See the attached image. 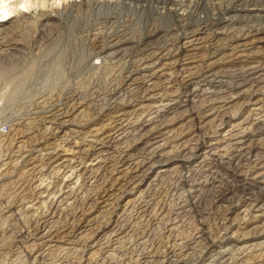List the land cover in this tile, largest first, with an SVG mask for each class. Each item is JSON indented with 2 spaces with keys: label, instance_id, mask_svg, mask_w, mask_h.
<instances>
[{
  "label": "rangeland",
  "instance_id": "obj_1",
  "mask_svg": "<svg viewBox=\"0 0 264 264\" xmlns=\"http://www.w3.org/2000/svg\"><path fill=\"white\" fill-rule=\"evenodd\" d=\"M72 1H74V0H71L70 2H72ZM96 1V0H95ZM94 0L93 1H91V0H89V4H90V7L92 8V10H90L91 8L90 7H84L82 10H80V14H79V11L78 10H76V8H75V6H74V8H75V10H76V12H75V10H74V8H72V11L71 12H69L68 11V13L67 12H65L66 10H64L63 11V16H62V18H63V20H62V18L60 19L61 21H55V22H53V24H51V25H53L50 29L51 30H48L49 32H47L46 31V33L44 34V36L41 38V39H36V41L35 42H37L36 43V45H34L35 43H34V38H32L33 36L32 35H34L33 34V31H22L21 33L23 34V36H21V33H19L18 32V39H19V37H20V39L22 40V41H25V39H26V42H30V43H32V44H30L29 42L27 43V45H31V47L30 46H28V47H26L27 49L29 48V49H31L30 50V52H29V50H26V53L25 52H23L25 49H23L22 50V52L20 53V54H17V56L18 55H22V58H18V57H20V56H16L15 58H14V62H13V66H11V67H14L15 68V66L18 68V70L16 69V70H12L13 68H11L10 66H8L7 65V67L6 68H2V69H5V71H9V69L11 68V72H10V74L9 73H5V71H3L2 69H1V67H0V69H1V71H0V192H1V194H0V259L2 260H0V264H14V262H15V264H28V262H29V264H85V262H84V260L85 259H88L89 258V254H86V252H88L89 251V249H86L85 248V252H84V258L82 259V261H80V262H78L77 261V259L75 260V258L76 257H73L72 256V251H71V249L70 248H73V247H76V246H78V247H82L83 246V244H82V242H80V239H79V237L80 236H78V235H81L82 236V234H84V236H83V238L87 235V234H89V233H91V231H90V229H92V225H96V224H101V225H103L104 223L103 222H105V220H106V218L108 217H110V223L113 221V220H115V221H118V222H121V223H123V221L124 220H126L127 221V219L126 218H128L127 217V214L129 213V214H131L132 212H136V210L138 209V208H140V207H142L141 205H143L144 203H146V201H148L149 200V195H148V193L150 194V192H151V189H153V184L155 183L154 181L152 182V185L151 186H147V183L150 181V178L156 173V172H159L160 171V169H164V168H160L161 166H163V164H166V163H171V166L169 167V168H171V169H173V166H175V165H177V164H175V163H172L174 160H169V161H163L162 163H160V164H157V165H155L150 171H148V173H146V175L149 177V178H144V180L143 181H141V182H137L136 183V185L134 186V189L132 190V191H128V189L130 188V186L132 187V185H130V184H132V182H130L129 184L127 183V185L125 186V189H127V192H125V193H123L121 196H120V191H117V188H118V186H120V183L122 184H124L127 180H128V176H130V174L131 175H133V172L130 170V169H128L129 167H130V162L132 163V161H129L128 163H125L126 161H127V158L126 157H128L129 156V154H131V148H133V147H135V146H137V147H142L143 145L140 143V141H146L147 139L146 138H148V139H150L151 141L149 142V143H154L155 144V142L157 143V144H159V143H162L163 141V137H166L165 135H167V137H171V139L172 140H169L168 139V144H166V146L167 145H169L172 141H179L180 139L183 141V140H185V138L186 139H191V137H194L195 136V134L194 133H192L193 131H194V128L196 129L197 127H202L203 125H205L204 123H203V125L202 126H200L199 125V123L198 122H196L195 124H194V128H188V127H185V128H183V133H181L180 135L178 134V133H176V134H174L175 132H177V130H181L180 129V127H181V125H178V124H180V122L181 121H183V119H184V117L183 116H177L175 119H174V117L172 118V116L171 115H167V117L166 116H163L162 117V119L163 118H165V119H167L168 120V117H169V119L170 118H172V122H170L169 120L167 121V120H159V122L157 121V122H155L154 124H159L160 125V127H159V125L157 124V125H155V126H153V125H151L152 123H147L146 121L144 122V124L142 125V128L140 129V133L141 134H144V136L142 135V138H141V140H138V141H136V142H134L133 141V139H131V137H132V135H131V133H133L135 130L133 129V127H137L139 124H140V122H142V121H144V119L146 120V118L147 117H149V119H151L154 115H151V116H147L146 114L148 113V110H147V112H146V103H148V102H143V106H141V105H139L140 103H141V101H143V99H145V98H142V97H140L142 94L140 93V91H138V95H137V97H136V100L133 102V105H136V107H135V109L137 108V106H139V108H137V111L135 112V114L133 113V115H127V114H123V112L121 113L120 111H117L116 112V108H112L113 106H114V103H110V102H106L103 106H102V103H103V101H102V103L101 102H94V100H96L95 98H94V96H90V97H88L89 98V100H88V98H86V101H87V103H88V105L86 106V105H82L81 107H82V111H81V107H79L80 106V104H78V103H76V107H79L78 108V111H76L75 113H72V115H68V116H65L63 119H61V120H67V119H70V118H72L74 115H76L77 114V118H74L73 120H72V124L71 125H69L67 128H65L64 130L66 131H64V130H54L53 129V125L51 124L50 125V123L48 124L47 122H48V120L49 119H47V116H49L48 115V113H47V110L49 109L48 107H52V105H53V102H55L56 103V101L57 102H59V103H61V102H65V99H66V101H69V102H71L72 103V100H71V97H69V95L70 94H68V92L66 91H60L59 89H60V87L59 86H57L56 84V87H55V85H54V79L53 78H55L56 77V75L58 74V73H56V71H53L52 72V70H55V69H59V65L63 62V63H65V64H63L62 63V65L65 67V68H63L62 67V65H60V68H63L64 69V71H66V69H67V71H66V73L64 72V76H65V79H67V77L68 78H71V77H77V75H79L80 74V76L81 75H87V74H89V72L88 71H86V69H87V65H90L92 62H94L95 61V59H96V54L95 53H97V51H99L98 49V46H100L101 47V45H103V47H105L106 48V46L108 45V43H109V45H110V41L113 39L114 41H118V39H120V40H122L121 42H120V40L118 41L119 43H120V45L122 46H120V49H123V47H125V50H127V51H125V54H124V52L122 53V55H121V57L122 58H120L121 60H116L117 62V64H115V63H112V62H114L113 61V59H106V60H104L105 61V63H104V61H103V63L102 64H104L103 65V67L105 68L106 66V68L105 69H107L106 70V72H107V78L108 77H110V78H108V79H110V81H108V82H111L110 84L112 85H116V84H122V85H120V86H122L123 87V89L124 90H131V89H133V88H135V86H137V85H141V83H142V81L144 82V83H146L145 85H143V86H146V85H152L154 82L156 83V85H158L159 84V86H156L157 88H155V90L154 91H150V92H155V93H159L160 95L161 94H164V96H166L167 98H174V96L176 95V92L175 91H173V90H175L176 89V83H175V81H177V82H179L180 80H181V78H183L182 79V81H185V79L187 80V77L189 76V77H193L194 75H192L194 72H196L197 71V69L198 68H200V70L202 71V72H204L205 70H207V67H208V65H211V64H214V66H216V68L218 69V68H221V70H223V71H230L229 73H231L232 75H235V74H239V72L241 73V71H246V74H248V73H251L252 71H250L251 70V68H252V66L254 67V66H256L259 62H260V60H264V29H262V28H264V24H262L263 22H264V12L263 13H258V14H256V13H246V12H239L241 15H243V16H241L239 13H237V14H235L236 12H227V10L226 9H229L230 8V6L231 5H233L234 4V1L232 0H186V1H184V0H156V1H152V0H143V2H142V0L140 1H138V0H118L120 3H118V1L117 0H113L112 1V3H110V1L111 0H97L98 2H95ZM103 1V3L100 5V3ZM109 1V2H108ZM130 1H131V3H130ZM148 1V2H147ZM151 1V2H150ZM159 1V2H158ZM170 1V2H169ZM177 1H178V3H177ZM185 3H184V2ZM100 2V3H99ZM108 4V5H110L111 6V8L113 9H111L110 8V6H107V7H109V9L106 7V3ZM113 2H114V4H113ZM130 3V4H128V3ZM140 2V3H139ZM145 2H147V3H145ZM171 2L173 3L171 6H169L170 4H171ZM205 4H204V3ZM231 2H232V4H231ZM122 3H124V4H122ZM125 3H127V5L125 4ZM136 3V4H135ZM140 4V6L138 7V5ZM154 3L156 4L155 6H154ZM159 3V4H158ZM202 3V4H201ZM249 3H252V2H248V3H243L244 5H249ZM94 4H95V6H94ZM112 4V5H111ZM119 6H118V5ZM138 4V5H137ZM149 4H151V5H149ZM162 4H165V5H163L162 6ZM183 4V5H182ZM190 6H188V5ZM231 4V5H230ZM238 4V3H237ZM104 6V8H103V6ZM117 6V9H114V7L116 8V6ZM153 5V6H152ZM184 5H185V7H184ZM202 5V6H201ZM230 5V6H229ZM93 6V7H92ZM162 6V7H161ZM174 6V7H173ZM196 6H198V8L196 7ZM227 6V7H226ZM55 7V4L53 3V0H49V1H45L44 2V4L42 5V6H40V5H34V6H32L31 8H30V10H25V9H21V11H24V12H26V13H28V14H30L31 16H33L34 15V13H32L31 11L33 10V11H35L36 13H38V11H48L49 9H51V8H54ZM97 7H99V9H97ZM102 7V9L103 10H106L108 13H110L111 15H110V17H109V15H108V13H106V11H105V13L106 14H104V11H102V9H100ZM143 7V8H142ZM145 7V8H144ZM154 7L156 8V9H154ZM169 7H173V8H170L169 9ZM189 9H188V8ZM223 7H225V8H223ZM14 8V7H13ZM61 8V6L59 7V9ZM86 8H88V12H87V9ZM94 8V9H93ZM108 10H107V9ZM132 8V9H131ZM150 8V9H149ZM166 8H167V10L168 11H165L166 10ZM185 8V9H184ZM193 8V9H192ZM86 9V10H85ZM141 9H143V11L141 10ZM145 9V10H144ZM162 9V10H161ZM178 9V10H177ZM184 9V10H183ZM223 9V10H222ZM85 11V13H84V11ZM97 10H101L100 12L98 11V12H96ZM112 10V12H113V15L114 16H116L117 15V17H114L113 15H112V13L111 12H109V11H111ZM115 10V11H114ZM225 10V11H224ZM78 11V12H77ZM91 11V12H90ZM95 12V13H92V12ZM134 11V12H133ZM145 11V12H144ZM158 13H157V12ZM174 11V12H173ZM175 11H177V12H175ZM181 11V12H180ZM200 11H201V13H200ZM221 11H223L222 13H221ZM73 12V14H72V16L70 15L71 13ZM82 12V13H81ZM86 12H87V14H86ZM90 12V13H89ZM102 12V13H101ZM137 12V13H136ZM140 12H144L142 15H141V13ZM152 12V13H151ZM163 12V13H162ZM172 12V13H171ZM93 15H92V14ZM101 13L102 15L104 14L105 16H101V14H100V16H101V18L100 19H98V18H96L99 14ZM163 14L164 16L166 15V17H164L163 15H159L160 17H157L158 15L157 14ZM168 13V14H167ZM169 13H170V15H169ZM174 13V14H173ZM178 13V14H177ZM182 13V14H181ZM193 13V14H192ZM209 13V14H208ZM229 13V15H230V17H232V19L229 17V15H227ZM233 13V14H232ZM244 13H245V15H244ZM77 14V15H76ZM85 14V15H84ZM95 14V15H94ZM119 14V15H118ZM171 14H173L174 15V17H173V15H171ZM200 14V15H199ZM220 14V15H219ZM253 14V16H251ZM15 15H17V11H15V12H13V13H11L8 17H6L5 19L4 18H2L3 17V14H0V17H1V19H3V20H1L0 21V23H7V22H10V21H13V19H14V16ZM52 15H53V13H52ZM68 15H70V17L68 16ZM75 15V16H74ZM82 15V16H81ZM83 15H84V18H83ZM86 15H87V17H88V19L89 18H91V20L89 19V21H88V19H86L87 17H86ZM93 16V19H92V17L91 16ZM106 15H108V16H106ZM138 15H139V17H138ZM144 15V16H143ZM182 15V16H181ZM193 15V16H192ZM199 15V16H198ZM207 15H211V16H207ZM218 15V16H217ZM224 15V16H223ZM237 15V18L235 19V16ZM248 15V16H247ZM254 15H257V17L256 16H254ZM68 16V17H67ZM90 16V17H89ZM96 16V17H95ZM155 16V17H154ZM161 16H163V17H161ZM169 16H170V18H172L171 20H173L172 21V23H171V25L169 24L170 22H171V20L169 19ZM172 16V17H171ZM178 17V19H177V17ZM186 16V17H185ZM213 16V17H212ZM227 16V17H226ZM245 16L246 17H248V18H245ZM68 18V20H66L67 18ZM79 17H81L80 19H79ZM99 17V16H98ZM105 18V19H102V18ZM108 19H110V20H108ZM112 17V18H111ZM115 19H114V18ZM181 17V18H180ZM187 17H191L190 19L191 20H189L188 21V19H187ZM230 18V21H232L231 23H232V25H234V26H232L231 25V23L230 24H228L229 23V19H227V20H225V18ZM245 18L244 19V21H243V19L242 18ZM253 17V18H252ZM260 18V20H259V18ZM97 20V22H96V20ZM118 20H117V19ZM147 18V19H146ZM164 18H166V19H163ZM199 18V19H198ZM208 18V19H207ZM218 18V19H217ZM234 18V19H233ZM249 18L251 19V20H249ZM64 19H65V21H67V23L64 21ZM70 19H73V20H71L70 21ZM78 19V20H77ZM112 19H114V20H112ZM146 19V20H145ZM151 19V20H150ZM181 19V20H180ZM198 19V20H197ZM217 21H216V20ZM220 19H221V21L222 22H220L219 23V21H220ZM224 19V20H223ZM252 19H254L253 21H252ZM82 20V21H81ZM93 20H95L94 22H93ZM100 21V23L98 24V22ZM105 22V20H106V24H105V26H106V28H105V26H104V22ZM112 20V21H111ZM118 21V22H115V21ZM179 20H180V22H179ZM185 20H187L185 23H183V21H185ZM193 20H195V21H193ZM212 20V21H211ZM215 20V21H214ZM219 20V21H218ZM247 20V21H246ZM255 20H257V21H255ZM111 21V22H110ZM114 21V22H113ZM147 21H148V23H147ZM163 21L165 22V24H166V27H164L165 26V24L163 25L162 23H163ZM169 23H168V22ZM182 21V22H181ZM201 21H202V23H201ZM205 22V24H204V22ZM214 21V22H213ZM235 21H237V23L235 22ZM241 21V22H240ZM242 21H243V25H242ZM253 23H252V22ZM258 21H262V22H258ZM58 22V23H57ZM102 22H103V24H102ZM112 22L115 24H112ZM145 22L147 23V25H145ZM154 22V23H153ZM177 22V23H176ZM191 22H193V23H191ZM210 22L213 24H210ZM215 22H217V23H215ZM240 22V24H238ZM249 22H251V23H249ZM62 23H65V24H62ZM74 23V24H73ZM190 23V24H189ZM197 23H199V24H197ZM209 23V24H208ZM234 23V24H233ZM246 23V24H245ZM256 23H258L257 24V26H255L256 25ZM55 24H57V25H55ZM71 24V25H70ZM72 24H73V28H72ZM89 24H91V25H89ZM93 24V25H92ZM95 24V25H94ZM102 24V25H101ZM109 24H111V26L109 25ZM150 24V25H149ZM169 24V25H168ZM183 24H185V25H183ZM189 24V25H188ZM217 24H218V26H217ZM224 24H225V27H224ZM251 24V26L249 27V25ZM255 24V25H254ZM69 25V26H68ZM97 25V26H96ZM99 25H100V27H99ZM112 25H114V26H112ZM149 25V26H148ZM178 25V26H177ZM183 25V26H182ZM193 25V26H192ZM199 27H201V28H203V30H207V33L206 32H204V34H202L203 36H201V35H199L200 37H203L202 39H200V40H198V42L196 41V40H194V41H192V42H190L189 44L188 43H186V44H184L185 46H183V43H184V41H186V40H183L182 42H177L176 41V37H181V36H185V34H187L188 32H190V31H192V30H195L196 29V27L198 28V26ZM204 25V26H203ZM212 25V26H211ZM238 25V26H237ZM246 26V27H243V26ZM253 25H254V27H253ZM259 25H261V26H259ZM56 26H58L59 28H61V29H59L58 27H56ZM92 26V27H91ZM110 26V27H109ZM159 26V27H158ZM172 28H171V27ZM176 26V27H175ZM183 27V29H182V27ZM227 26H229V27H227ZM232 26V27H231ZM248 26V27H247ZM263 26V27H262ZM65 27V28H64ZM66 27H67V29H68V27H69V29L67 30L66 29ZM76 27V28H75ZM83 27V28H82ZM85 27V28H84ZM155 27V28H154ZM156 27H158V28H156ZM170 27V28H169ZM192 27H194V28H192ZM212 27V28H211ZM220 27H223L224 29L226 28V30H220L219 28ZM237 29H236V28ZM241 27H243V28H241ZM257 27V28H256ZM54 28V29H53ZM75 28V29H74ZM80 28V29H79ZM87 28H88V31H86L87 30ZM92 28H94V30H92ZM101 28V30H99ZM115 29V30H112L111 31V29ZM147 28V29H146ZM162 28V29H161ZM177 28V29H176ZM187 28V29H186ZM188 28L190 29V30H188ZM229 28V29H228ZM233 28H235L234 30H233ZM241 28V29H240ZM244 28L246 29V30H244ZM251 28V30L250 31H252V33L253 34H250V36L249 35H242V31H245V32H247V30L248 29H250ZM260 28V30L259 31H261L262 30V32H260V33H256L255 32V29H259ZM70 29H71V31H70ZM81 29L83 30L84 29V31L82 32L81 31ZM86 29V30H85ZM96 29H97V31H96ZM103 29H105V30H103ZM117 29V30H116ZM165 29V30H164ZM168 31H170V32H168ZM169 29H171V30H169ZM179 29V30H178ZM214 30V32H213V30ZM218 29V30H217ZM222 29V28H221ZM54 30V31H53ZM58 30H60V32L62 33V34H60L59 36H58V34L60 33ZM65 30L66 31V33H65V31L63 32V31ZM75 30V31H74ZM153 30V31H152ZM155 30V31H154ZM173 30V31H172ZM174 30H177V31H174ZM188 30V31H187ZM231 30V31H230ZM236 30H237V32H238V34H239V32H240V34L237 36L236 34H237V32H236ZM241 30V31H240ZM51 31V32H50ZM91 31V32H90ZM100 31H101V34H100ZM108 31L109 32H112V33H108ZM115 31V32H114ZM117 31H118V33H117ZM120 31V32H119ZM147 31H149V32H147ZM163 31V32H162ZM185 31H187V32H185ZM221 31V32H220ZM225 31V32H224ZM228 31V32H227ZM233 31H234V33H233ZM249 31V30H248ZM254 31V32H253ZM57 32H59V33H57ZM68 32H69V35H68ZM74 32V34H77V36L76 35H74V34H72ZM77 32V33H76ZM81 32V33H80ZM97 32H99V34L100 35H98V33ZM134 32V33H133ZM153 32L155 33V34H153ZM164 32H166V33H164ZM176 32H177V34H176ZM184 34H183V33ZM227 32V33H226ZM29 33H31V34H29ZM53 33V36L51 35ZM84 33V34H83ZM85 33H86V35H85ZM90 33V35H91V37H90V35H87V34H89ZM104 33V34H103ZM106 33V34H105ZM108 33V34H107ZM115 33H116V35H115ZM145 33H146V35H145ZM149 33V34H148ZM157 33H160V34H158L157 35ZM163 33V34H162ZM168 33H169V35H168ZM180 33V34H179ZM256 33V34H255ZM25 34H27V36L25 35ZM49 34H50V36H49ZM55 34H57V36L55 35ZM64 34V35H63ZM66 34V35H65ZM80 34H82V35H80ZM93 34H95V36L93 35ZM103 34V35H102ZM117 34H119V35H117ZM179 34V35H178ZM181 34H183V35H181ZM50 37H48V36ZM79 35V36H78ZM85 35V39L87 38V36H89L88 38H87V42H84L85 41V39H83L84 36ZM102 35V36H101ZM104 35L106 36V37H104ZM108 35H110V36H108ZM113 35H115V37H113ZM124 35V36H123ZM144 35V36H143ZM152 35V36H151ZM155 35V36H154ZM176 35V36H175ZM178 35V36H177ZM181 35V36H180ZM47 36V37H46ZM54 38H52V37ZM55 36L56 37H60L61 38V36H62V39H61V42H60V40H59V42H57L58 40V38H55ZM82 36V37H81ZM94 36V39H91L92 37ZM97 36H100V37H97ZM122 36V37H121ZM158 36V37H157ZM173 36V38L171 39V37ZM175 36V37H174ZM199 36H198V38H199ZM234 36H235V38H234ZM237 36V37H236ZM24 37H26V38H24ZM27 37H29L28 39H27ZM71 37V38H70ZM72 37H74V38H72ZM77 37H79V38H77ZM96 37V38H95ZM103 37H104V39H103ZM127 38V39H129V40H125V38ZM142 37V38H141ZM144 37V38H143ZM160 37L163 39H160ZM232 37H233V39H232ZM44 38H45V40H44ZM51 38H52V42L53 43H51ZM59 38V39H60ZM64 38V39H63ZM67 38V39H66ZM69 38V39H68ZM110 38H112V39H110ZM151 38V39H150ZM158 38V39H157ZM193 39H194V37H192ZM195 38H197V36H195ZM231 38V39H230ZM32 41H30V40ZM48 39H50V40H48ZM75 39V40H74ZM78 39V40H77ZM79 39H81V41H83V42H81V41H79ZM108 39L110 40V41H108ZM116 39V40H115ZM124 39V40H123ZM143 39V40H142ZM151 40V41H153V40H155V41H153V42H149V41H147L146 42V40ZM39 40V41H38ZM40 40L41 41H43V42H40ZM89 40V41H88ZM90 40H92V41H90ZM96 40H98V41H96ZM101 40V41H100ZM142 41V42H140V41ZM172 40V41H171ZM192 40V39H191ZM45 41L46 42H48L47 44L45 43ZM55 41V42H54ZM68 41V42H67ZM96 41V42H95ZM104 41H105V43H104ZM108 41V42H107ZM127 41V42H126ZM131 41V42H130ZM135 43H134V42ZM144 41V42H143ZM163 41V42H162ZM166 43H165V42ZM57 42V43H56ZM67 42V43H66ZM72 42V43H71ZM75 42V43H74ZM81 42V43H80ZM98 42V43H97ZM102 42V43H101ZM107 42V43H106ZM124 42V43H123ZM152 43L151 45L153 46V48H155L154 50L156 51V52H160L161 50H164L163 51V53L164 52H166L165 50H167L168 49V47H169V49L172 47V50L174 49V47H180V46H182L183 47V51H185V54H184V57H179V58H181V60L179 61V62H175L174 63V61L173 60H171V59H166V58H161V59H159V60H157L156 58H154L153 60H151V61H147L148 63H153V64H151V66H150V70H149V72H140V74H138V75H136V71H137V64L139 63V60H140V58H141V60H147L148 58H150L149 57V55H150V51H145V50H143L144 48H145V46H146V43ZM157 42H158V45H155V44H157ZM160 42V43H159ZM175 42V43H174ZM39 43H41V45L39 44ZM51 44V45H48V44ZM62 43V44H61ZM82 43H85L84 45H82ZM98 45H97V44ZM101 43V44H100ZM104 43V44H103ZM141 45H140V44ZM164 43V44H163ZM172 43V44H171ZM45 44V45H44ZM80 44V45H79ZM94 44V45H93ZM123 44V45H122ZM132 44V45H131ZM134 44H136V45H134ZM161 44L162 45H166L163 49H162V46H161ZM174 44V45H173ZM38 46L37 48L36 47H32V46ZM39 45H40V47L42 46V51L46 54V55H48V53L51 51V50H54V51H51V55H48V57L47 56H44L45 57V60H49V61H47V62H45V60H44V58H43V52L41 51V50H38V48L40 49V47H39ZM46 45H48V46H46ZM59 45V46H58ZM66 45V46H65ZM68 45V46H67ZM88 45V46H87ZM92 45H93V47H92ZM108 45V46H109ZM125 45V46H124ZM129 45H131V46H129ZM144 45V46H143ZM170 45V46H169ZM46 48H45V47ZM56 46V47H55ZM79 46V47H78ZM85 46V47H84ZM96 46V47H95ZM107 46V47H108ZM129 46V47H128ZM133 46H135V48L133 47ZM159 46H160V48H159ZM62 47V48H61ZM66 47V48H65ZM73 47V48H72ZM87 47V48H86ZM92 47V48H91ZM215 47H220L221 49H219L218 51H217V55H215V56H213L212 54H208L207 55V51H213V49H215ZM50 48H52V49H50ZM69 48V49H68ZM77 48H79V49H77ZM82 49V52H83V49H85L84 50V54L82 53V52H79V51H81V49ZM165 48H167V49H165ZM175 48V49H176ZM33 49V50H32ZM46 49V50H45ZM66 49H68V50H71V52L70 51H68V50H66ZM76 49H77V53H76ZM94 49V50H93ZM132 49V50H131ZM158 49H160V51L158 50ZM174 49V50H175ZM92 50H93V54H91V52H92ZM96 50V51H95ZM138 50V51H137ZM153 50V51H154ZM35 51V52H34ZM37 51H39L40 53H39V55H38V52ZM49 51V52H48ZM62 51V52H61ZM63 51H64V53H63ZM69 53H71L70 54V56L71 55H73V57H71L70 59L68 58V57H70L69 56V54H68V52ZM72 51H74V53L72 54ZM87 51V52H86ZM129 51H130V54H129ZM131 51H132V53H131ZM135 51H137V52H135ZM140 51H144V54L143 55H141L140 54ZM154 51V52H155ZM41 52H42V54H41ZM65 52H66V54H65ZM89 52V53H88ZM127 52V53H126ZM175 52V51H174ZM28 53V54H27ZM37 53V54H36ZM65 54V55H63V54ZM29 54H32V55H30V56H27V55H29ZM54 54V55H53ZM56 54V55H55ZM58 54H60V55H58ZM67 54H68V56H67ZM87 54H88V56H87ZM138 54V55H137ZM36 55V56H35ZM38 55V56H37ZM41 55V56H40ZM80 55V56H79ZM92 57H91V56ZM103 54H100L99 56L101 57ZM127 55V56H126ZM134 55V56H133ZM140 55V56H139ZM24 56V57H23ZM34 56V57H33ZM51 58H50V57ZM62 56L65 58H62ZM65 56H67V57H65ZM82 58V56H84L83 58H82V64H81V62H80V58ZM94 56V57H93ZM98 56V57H99ZM126 58H125V57ZM129 56V58H127ZM146 56H148V57H146ZM31 58V60H32V62H34L33 64H35V66L33 65V64H31L32 62L29 60L30 58ZM33 57V58H32ZM40 57L43 59L42 61H41V59H40ZM61 57V58H60ZM77 57H78V59H77ZM86 57H89V58H86ZM91 57V58H90ZM123 57L125 58V59H123ZM139 58V60H138V58ZM143 57H145V58H143ZM19 59V60H15V59ZM24 58H26V60L28 59V61H30L29 63L27 62V61H25V59ZM48 58V59H47ZM52 58H54V60H55V58L58 60V61H61V63L59 64V62L58 61H54ZM66 58H67V60L69 59L70 61H71V63H70V65H69V67L67 68V66H65L66 64H68L70 61L68 60V61H66ZM75 60H73V59ZM86 58V59H85ZM93 58V59H92ZM95 58V59H94ZM157 58H159V57H157ZM183 58V59H182ZM24 59V60H23ZM36 60V61H34V60ZM38 59V60H37ZM59 59H62V60H59ZM64 59V60H63ZM90 59V60H89ZM128 59H129V62H128ZM137 59V60H136ZM52 60V61H51ZM73 60V61H72ZM77 60L80 62V63H78L77 62ZM85 60H87L88 62H85ZM94 60V61H93ZM109 60V61H108ZM132 60V61H131ZM135 60H136V62H135ZM18 61H23V62H18ZM37 61H38V63H37ZM41 61V62H40ZM54 61V63H52ZM66 61V62H65ZM84 61V62H83ZM119 61L122 63H119ZM135 63H134V62ZM24 62L26 63V64H24ZM49 62H50V64H49ZM56 62V63H55ZM76 62V63H75ZM107 62H109L111 65L112 64H114V65H110L109 63H107ZM125 62H127V63H125ZM138 62V63H137ZM257 62V63H256ZM24 64V66L25 67H22L23 66V64ZM41 63V64H40ZM44 63V64H43ZM52 63V64H51ZM58 63V64H57ZM119 63V64H118ZM129 63V64H128ZM132 63H133V65H132ZM20 64H22L21 66H20ZM29 64H31V66H29ZM39 64V65H38ZM55 64H57V65H54ZM75 64H77V65H75ZM81 66H80V65ZM108 64V65H107ZM126 64V65H125ZM15 65V66H14ZM29 67H27V66ZM50 67H48V66ZM73 65V66H72ZM111 67H110V66ZM124 65V66H123ZM128 65V66H127ZM38 66V67H37ZM44 66V67H43ZM74 66H76L75 68H74ZM78 66H80V67H78ZM83 66V68L81 69V67ZM85 66H87L86 68H85ZM119 66H120V68H119ZM218 66V67H217ZM8 67H10V68H8ZM22 67V68H21ZM28 68V70H27V68ZM49 69H47V68ZM52 67V68H51ZM54 67H55V69H54ZM72 67H73V69H72ZM114 67V68H113ZM115 67H116V69H115ZM118 67V68H117ZM125 67V68H124ZM128 67H129V69H128ZM24 68V69H23ZM35 69V70H32V72L31 71H29L30 69ZM42 68L45 70H42ZM72 70H71V69ZM79 68V69H78ZM250 68V69H249ZM8 69V70H7ZM26 69V70H25ZM52 69V70H51ZM76 69V70H75ZM85 69V70H84ZM111 69V70H110ZM115 71H114V70ZM119 69V70H118ZM123 69H125V70H123ZM128 69V70H127ZM136 71H135V70ZM242 69H244V70H242ZM248 71H247V70ZM19 70H21V71H19ZM22 70H24V71H22ZM39 70H40V72L44 75H42V74H40V72H39ZM68 70L70 71V72H68ZM73 70H74V72H73ZM79 70V71H78ZM84 70V71H83ZM88 70V69H87ZM122 72H121V71ZM131 70H134V72L131 74L132 75V78L134 77V76H136L137 78H140V77H142V78H144L146 75H147V73L149 74L150 73V71H151V73L153 72L154 73V76H153V78L152 79H139V80H137V83L135 82L134 84H132V85H130L129 83H132L131 82V80H128V77H126V75L129 73V71H131ZM3 71V72H2ZM15 71V72H14ZM18 73H17V72ZM48 71V72H47ZM50 71V72H49ZM86 71V72H85ZM109 71H111V72H113L114 71V73H111V72H109ZM200 71V72H201ZM1 72H2V75H1ZM21 72V73H20ZM24 72V73H23ZM45 72H47V73H45ZM79 72V73H78ZM82 72L84 73V74H82ZM88 72V73H87ZM120 72H121V74H120ZM237 72V73H236ZM12 73V74H11ZM39 73V74H38ZM48 73H50V77H49V75L47 76V74ZM52 73V74H51ZM56 73V74H55ZM67 73H69V75L67 74ZM117 73H119V74H117ZM123 73V74H122ZM235 73V74H234ZM7 74V75H6ZM9 74V75H8ZM18 74H20L19 75V77L20 78H23V79H21L22 80V82H21V80H20V78L19 77H17V75ZM22 74V75H21ZM26 75V77H25V75ZM34 74V75H33ZM66 74H67V76H66ZM74 74V75H73ZM76 74V75H75ZM110 76H109V75ZM117 74V75H116ZM146 74V75H145ZM5 75V76H4ZM13 75V76H12ZM30 75H32V76H30ZM38 75H39V77H38ZM73 75V76H72ZM122 75V76H121ZM129 75V74H128ZM140 75V76H139ZM142 75V76H141ZM143 75H145V76H143ZM9 76V77H8ZM24 76V77H23ZM28 76V77H27ZM40 76L43 78H41V79H39L40 78ZM45 76H47V77H45ZM51 76H53V77H51ZM71 76V77H70ZM120 76V77H119ZM124 76V77H123ZM7 79H6V78ZM37 77H38V79H37ZM115 77V78H114ZM16 78V79H15ZM49 78H50V80H49ZM105 79V80H108V79ZM115 80H114V79ZM120 78V80H124V86H123V82H121L120 80H118V79ZM122 78V79H121ZM13 79V80H12ZM14 79H15V81H14ZM27 81H26V80ZM44 79L46 80L45 81V85L44 84H41V83H43L44 82ZM51 79H53V81L51 80ZM117 79V80H116ZM24 80L26 81V84H24ZM34 80V81H33ZM47 80H49L50 82L49 83H46L47 82ZM127 80V81H126ZM141 80V81H140ZM17 81V82H16ZM20 81V82H19ZM30 81V82H29ZM39 81V82H38ZM41 81V82H40ZM118 83H117V82ZM192 81V80H191ZM23 83L24 85L23 86H21V84H19V83ZM35 82V83H34ZM52 82V83H51ZM173 82V83H172ZM34 83V84H33ZM50 83H51V85H50ZM61 83V82H60ZM60 83L59 82H57V84L58 85H60ZM144 83H142V84H144ZM5 84V85H4ZM17 84V85H16ZM19 84V85H18ZM39 85V88H38V85ZM44 85V86H41V85ZM46 84H47V87L45 88V86H46ZM137 84V85H136ZM8 86V88H7V90H6V87ZM34 87H33V86ZM110 85V86H111ZM51 86V87H50ZM52 86H54V87H52ZM127 86V87H126ZM161 86V87H160ZM175 88H174V87ZM20 87H22V89L20 88ZM42 87H43V90H42ZM59 87V88H58ZM114 87V86H113ZM24 88V89H23ZM41 88V89H40ZM45 88V89H44ZM50 90V92H47V90L48 89ZM53 88V89H52ZM128 88V89H127ZM145 88V87H144ZM10 89V90H9ZM13 89H15V91L13 90ZM17 89H21V90H17ZM27 89V90H26ZM33 89V90H32ZM40 89V90H39ZM52 89V90H51ZM56 89V90H55ZM9 90V91H8ZM11 90L13 91V92H15V93H13L12 92V94H11ZM26 90V91H25ZM29 90V91H28ZM35 90H37V93H36V91ZM48 90V91H49ZM160 90V91H159ZM163 90V91H162ZM41 91H43L42 93H40ZM46 91V92H45ZM55 91V92H54ZM56 91H58V93L56 92ZM60 91V92H59ZM174 92V94H173V92ZM18 92V93H17ZM30 93L29 95H27V93ZM34 92V93H33ZM39 92V93H38ZM52 92V93H51ZM56 93V95L54 94V93ZM64 92V93H63ZM162 92V93H161ZM26 95H25V94ZM33 95H32V94ZM37 95H36V94ZM48 93V94H47ZM62 93V95H60ZM170 93V94H169ZM10 94L12 95V97L10 96ZM41 95L40 97H39V95ZM51 94V95H50ZM66 96V95H68V96H64V95ZM159 94H158V96H159ZM23 95H25V96H23ZM44 95V96H43ZM50 95V96H49ZM245 95V94H244ZM243 95V93L241 94V93H239L237 96H234L233 97V100H234V103H233V101L231 102L230 101V99H227L226 100V102H224L223 100H217V101H214L213 103L212 102H209V101H206L205 103H204V105H202V104H200L198 101H197V99H196V105L198 106V107H200V106H203V107H200V109H198L200 112H201V114L200 115H202V116H204V117H206V118H210L209 116H210V114L213 112V111H209L208 109L210 108V107H212V106H220V105H223L224 103H228V102H230V104H227V106H225L224 107V105H223V109H221V111L222 110H226L227 108H229L228 110H226V111H230V112H232V109H234V107L238 110L237 111V119H235L236 121L234 122L235 124H237L238 123V121L240 122V120L241 119H243V118H245L246 116H249L250 117V115H251V119L252 118H256V121H255V123L254 124H256V122H257V120L259 121V122H262V121H264V115H263V111H264V95H262V96H259V95H257L256 97H254V98H252L253 100H251V101H247V100H244V99H242V98H240V96H244ZM13 96H15V97H13ZM27 96V97H26ZM34 96V97H33ZM36 96V97H35ZM42 96H43V98H42ZM46 96H47V98H46ZM56 97V98H54V97ZM57 96H59V99H58V97ZM139 96V97H138ZM28 99H26V98ZM28 97H30V98H28ZM49 97V98H48ZM51 97V98H50ZM32 98V99H31ZM46 100H45V99ZM52 98H54V100L52 99ZM68 98H69V100H68ZM92 98V99H91ZM139 100H138V99ZM237 98V99H236ZM39 99H40V101H39ZM48 99V100H47ZM61 99V100H60ZM63 99V100H62ZM134 99H135V97H134ZM31 100H33V101H31ZM41 100H42V102L44 103L45 101V104H44V106H46V107H44L43 106V103H41ZM50 100V101H49ZM59 100V101H58ZM91 100V101H90ZM92 100H93V102L94 103H96V104H94L93 102H92ZM31 101V102H30ZM39 103H37V102ZM90 101V102H89ZM237 101H238V103H237ZM34 102V103H33ZM75 101H73V103H74ZM83 102V101H82ZM33 103V104H32ZM52 103V104H51ZM70 103V105H72ZM90 103H91V105H90ZM101 104L100 106H99V104ZM110 105H112L111 106V108L109 107V104ZM197 103H199V105L197 104ZM222 103V104H221ZM237 103V104H236ZM242 104V106H240L241 104ZM244 103V104H243ZM27 104H29L28 106H27ZM32 106H31V105ZM49 104V105H48ZM51 104V105H50ZM194 104V105H195ZM215 104V105H214ZM220 104V105H219ZM235 104H236V106H235ZM239 104V105H238ZM27 106V107H25V106ZM34 105H35V107H34ZM37 105V106H36ZM181 105L183 106V109L185 108V109H189L190 108V105L188 106L187 105V103L186 102H183V103H181ZM232 105V107H231V109H230V106ZM88 106H90V109H89V107ZM104 106H106V107H104ZM140 106H141V108H140ZM182 106H181V109H182ZM238 106H239V108H238ZM101 107H103V108H101ZM145 107V108H144ZM207 107V108H206ZM209 107V108H208ZM240 107H241V109H240ZM98 108V109H97ZM142 108H143V110H142ZM226 108V109H225ZM41 109V110H40ZM44 109V110H43ZM47 109V110H46ZM89 109V110H88ZM96 109V110H95ZM103 109V110H102ZM116 109V110H115ZM180 109V110H181ZM98 110H99V112H98ZM241 110V111H240ZM243 110V111H242ZM249 110V111H248ZM81 111V112H80ZM89 112V114H87L88 112ZM92 111V112H91ZM105 111H107V112H105ZM142 111V113H141V115L144 113L143 111H145V115L143 114V119H142V117H140L139 118V121H137V123L139 122V124L137 125L136 124V120H134L136 117H134V116H137L140 112ZM153 111V110H152ZM35 112V113H34ZM39 112H40V114H39ZM42 112V113H41ZM95 112V113H94ZM112 112V113H111ZM138 112V113H137ZM239 112H241L242 113V115L241 114H239ZM258 112H260V116L258 115V116H255V115H253V114H257ZM44 113V114H43ZM94 113V115H95V117L92 115ZM102 113V114H101ZM115 113H116V115H115ZM121 113V114H120ZM203 113V114H202ZM46 114V115H45ZM82 114V115H81ZM88 116H87V115ZM119 114H120V116H123V117H125L124 119V121H122L123 123L122 124H120L119 123V120L117 121L116 119H118L120 116H119ZM250 114V115H249ZM80 115V117H81V119L80 118H78V116ZM83 115H85L84 116V118L85 119H83ZM89 115H91V117L89 116ZM115 115V116H114ZM118 115V116H117ZM45 116V117H44ZM114 116V117H113ZM171 116V117H170ZM202 116H199V117H202ZM86 117H88L87 119H86ZM93 118V119H91L90 120V118ZM113 117V118H112ZM118 117V118H117ZM146 117V118H145ZM194 117V116H193ZM204 117H202V119L204 118ZM239 117V118H238ZM115 118V119H114ZM130 118V119H129ZM111 119H113V120H111ZM129 119V120H128ZM131 119H133L132 120V122H130V120ZM142 119V120H141ZM148 119V118H147ZM85 120V121H84ZM86 121H88V122H86ZM129 123H128V122ZM160 121H162V122H160ZM165 121V122H164ZM242 121V120H241ZM121 122V121H120ZM127 122V123H126ZM112 124V125H110V124ZM143 123V122H142ZM164 123V124H163ZM225 123V122H224ZM264 123V122H263ZM117 124V125H116ZM120 124V125H119ZM132 124V125H131ZM149 124V125H148ZM163 124V125H162ZM190 123H188V125H189ZM119 125V126H118ZM121 125H123V126H121ZM131 125V126H130ZM167 125V126H166ZM196 125H198L197 127H196ZM228 124H223L221 127H220V129H218L217 131V133H211L212 132V129H209V127L210 126H207L206 127V129L205 130H202L203 131V133L204 134H206L205 136H208L207 137V139H210L211 137V139H214V140H209V142L206 140V139H204V141L206 140L207 141V143L205 142L204 143V146L206 147V149L205 150H203L202 151V153L204 152V154H206V153H209V155H211L212 153L211 152H213L212 150H214V155L215 154H218V153H221L220 152V150H222L223 148L222 147H224L228 142L230 143V144H232V145H238L239 143H238V141H242L243 142V140H239V138H240V136H241V134H236L237 132L236 131H239V129L237 128V127H232V126H227ZM244 125V124H243ZM49 126V127H48ZM103 126V127H102ZM115 127V126H118V127H115L116 129H114L113 127ZM126 126H128L127 128H126ZM164 126L165 127H167L166 129H164ZM180 126V127H179ZM226 126V127H225ZM242 126V125H241ZM47 127V128H46ZM112 127V128H111ZM132 127V128H131ZM157 127V128H156ZM171 127V128H170ZM174 127V128H173ZM51 128V129H50ZM117 128H118V130H117ZM123 128H125V129H123ZM154 130V132H156V131H161V133H157V134H155L154 132H153V130ZM162 128V129H161ZM188 128V129H187ZM112 129V130H111ZM114 129V130H113ZM128 129V130H127ZM134 130V131H132V130ZM164 129V130H163ZM168 129H171V131L172 132H170L171 134L169 135V134H164L163 133V131L164 132H167V130ZM172 129H174V130H176V131H174V130H172ZM192 129V130H191ZM98 132H97V131ZM110 130V131H109ZM122 132H120V131ZM123 130L124 131H126V132H123ZM151 130V131H150ZM209 130H210V132H209ZM58 131H60V132H58ZM118 131V132H117ZM132 131V132H131ZM202 131H201V133H202ZM22 132H24V133H22ZM114 132H115V134H116V132H117V134L115 135L114 134ZM128 132H129V134H128ZM136 132H139V130L138 131H136ZM206 132V133H205ZM28 133V134H27ZM66 133V134H65ZM97 133V134H96ZM104 133V134H103ZM123 133H125V135H123ZM155 135H154V134ZM163 133V134H162ZM207 133H208V135H207ZM19 134H22V135H19ZM27 134V135H26ZM119 134V140H118V137H116L117 135ZM122 136H121V135ZM234 134V135H233ZM235 134H236V136H235ZM26 135V136H25ZM104 135V136H103ZM107 135V136H106ZM128 135V136H127ZM158 136V138H157V136ZM162 135V136H161ZM179 135V136H178ZM191 135V137H189ZM121 136V137H120ZM125 136V137H124ZM154 136V137H153ZM172 136H174V138H176V139H174V138H172ZM211 136V137H210ZM216 136H218V137H216ZM263 135H261V136H259V133L257 134V132H254L253 133V137H252V139H253V141L254 142H256V140H258V139H262L261 137H262ZM23 137V138H22ZM110 139H109V138ZM112 137V138H111ZM130 137V138H129ZM166 137V138H167ZM99 139L100 138V142L102 141L103 142V144L104 145H102V143H99V140L98 141H96V139ZM124 138V139H128L129 140V145L130 146H132V147H128L129 148V150L126 148L127 147V145H128V140H122V139ZM166 138H164V139H166ZM178 138V139H177ZM218 138H220V139H218ZM222 138V139H221ZM105 139H107L106 141H105ZM121 140L122 141H124V144L123 143H120L121 142ZM131 140V141H130ZM25 141V142H24ZM75 141H77L78 143L77 144H75ZM119 143H117V142ZM134 143H133V142ZM27 142H28V144H27ZM31 142V143H30ZM64 142V143H63ZM106 142V143H105ZM139 144H138V143ZM220 142V143H219ZM227 142V143H226ZM133 143V144H132ZM217 143V144H216ZM226 143V144H225ZM61 144V145H60ZM70 145V146H72L73 147V151H74V156H73V158L71 159V161L69 160V157H70V155H66L67 157L66 158H62V160H60L61 162H55V163H53V161H51L50 160V162H49V160H48V157H49V155H50V153H52L53 151H54V149H55V151L56 150H60L61 148H60V146H62V145ZM98 144V145H97ZM113 144V145H112ZM115 144V145H114ZM122 144V145H121ZM190 144H194L193 142H191ZM211 144V145H210ZM213 144H215V145H213ZM220 144V145H219ZM224 144V146H222ZM75 145V146H74ZM77 145V146H76ZM91 145V146H90ZM117 145H119V146H117ZM128 145V146H129ZM140 145V146H139ZM113 146V147H112ZM115 146V147H114ZM208 146V147H207ZM216 146H220V147H218V148H216ZM222 146V147H221ZM57 147V148H56ZM108 147H109V149H108ZM215 147V148H214ZM127 149V151H126V149ZM212 148H214V149H212ZM124 149H125V151H124ZM211 149V150H210ZM100 150H104V152L103 153H99L100 154V156L103 158V159H105V161H103V160H100V158H97V159H94L96 156H97V153H98V151H100ZM109 150V151H108ZM122 151V152H120L119 153V151ZM208 150H209V152H208ZM107 151H108V154H107ZM123 151H124V153H123ZM139 151V152H138ZM138 151L136 152V154H135V157H134V161H136V159H142V158H144V154H142L141 152V150H139L138 149ZM127 152V153H126ZM206 152V153H205ZM23 153V154H22ZM96 153V154H95ZM110 153H111V156H110ZM113 153V154H112ZM140 153V154H139ZM26 154V155H25ZM31 154V155H30ZM62 154H64V153H62ZM139 154V155H138ZM10 155H16L15 157H10ZM24 155V156H23ZM96 155V156H95ZM108 155V156H107ZM120 155H121V157H122V159H121V157H120ZM141 155V156H140ZM143 155V156H142ZM29 156V157H28ZM94 156V157H93ZM99 156V155H98ZM109 156H110V158H109ZM114 156V157H113ZM116 156V157H115ZM16 157H18V158H16ZM27 157V158H26ZM106 157H108V158H106ZM118 157H120L119 158V160L117 159ZM124 157V158H123ZM12 158V159H11ZM37 158H38V160H37ZM111 158H113V159H111ZM136 158V159H135ZM4 159V160H3ZM27 159H29L28 161H27ZM40 159V160H39ZM43 159V160H42ZM82 159V160H81ZM89 159H91V160H89ZM116 159V160H115ZM201 159V158H200ZM107 160V161H106ZM114 160V161H113ZM126 160V161H125ZM250 160L251 161H253L254 160V157H251L250 158ZM82 161V163L81 164H79L78 162H81ZM110 161V162H109ZM116 161H118V162H116ZM122 161H124L123 163H122ZM133 161V162H134ZM23 162V163H22ZM64 162V163H63ZM65 162H67V163H69V165H71V167L72 166H74L75 167V169H76V173H75V171H74V175L75 174H77V175H79L80 173H82L83 172V170H86V171H84V172H86V174L82 177V178H80L79 180H77V175L76 176H71L70 178H66L65 176L63 177L62 175H63V167L61 168V166H59V164H61V163H63V164H65ZM78 163V164H77ZM99 163L101 164V163H103L102 164V169L103 170H100V173L97 175V177L95 176V178H92L93 177V170L91 169V168H93V166H94V168H96L97 166L96 165H99ZM116 163V164H115ZM49 164V165H48ZM58 164V165H57ZM112 164V165H111ZM124 164H125V166H124ZM66 165V164H65ZM129 165V166H128ZM193 166H192V168H196V164L195 163H193L192 164ZM58 166V167H57ZM103 166H104V168H103ZM115 166V167H114ZM244 166H246V165H244ZM78 169H77V168ZM84 167V168H83ZM60 168V169H59ZM82 168V169H81ZM86 168H88V169H86ZM90 168V169H89ZM108 168V169H107ZM168 168V169H169ZM34 169V170H33ZM56 169H59V170H57L56 171ZM106 169V170H105ZM117 169V170H116ZM127 169V170H126ZM175 170H177V175H178V172H179V170L178 169H180L179 167H175L174 168ZM33 170V171H32ZM56 172H55V171ZM77 170H79V171H77ZM88 170V171H87ZM92 170V171H91ZM109 170H110V172L111 173H109ZM114 170V171H113ZM122 170L124 171V172H122ZM126 170V171H125ZM39 171V172H38ZM82 171V172H81ZM183 171H185V170H183ZM28 172H29V174H28ZM91 172V173H90ZM103 172V173H102ZM112 172H113V174H112ZM127 173V175L125 176V174ZM132 172V173H131ZM34 173V176L32 175ZM88 173V174H87ZM123 173V174H122ZM125 173V174H124ZM184 173V172H183ZM7 174V175H6ZM69 174V173H68ZM101 174V175H100ZM221 174V173H220ZM28 175V176H27ZM32 175V176H31ZM102 175L104 176V177H102ZM108 175V176H107ZM87 176H89V177H87ZM113 178H111V177ZM121 176H122V178H121ZM123 176H125V177H123ZM247 177H246V180H245V182L246 183H248V184H255V183H257V186H258V184L259 185H261V186H264V165H257L256 167H253V168H251V170L248 172V174L246 175ZM1 177H2V179H1ZM28 177V178H27ZM34 177V178H33ZM86 177L88 178V179H90V181H88V179H86ZM102 177V178H101ZM107 179H106V178ZM127 177V178H126ZM222 177V176H221ZM27 178V179H26ZM30 178V179H29ZM100 181L99 183L98 182H95L97 179ZM106 179V180H108V182L106 181V180H104V179ZM118 180H117V179ZM223 178V177H222ZM224 178H225V176H224ZM33 179V180H32ZM61 179H63L62 181H61ZM93 179V180H92ZM96 179V180H95ZM100 179H103L104 181H103V183H102V181L100 180ZM60 180V182H58ZM77 180V181H76ZM113 180V182H111ZM114 180H116L115 182H114ZM122 180H123V182H122ZM126 180V181H125ZM25 181V182H24ZM64 181V182H63ZM105 181H106V183L107 184H105ZM225 181V180H224ZM58 182V183H57ZM111 182V183H110ZM117 182V183H116ZM164 182H166V180L164 181ZM254 182V183H253ZM60 183V185H58ZM64 184V186L63 185H61V184ZM84 183H87V184H84ZM91 183H93L94 185L95 184H97V185H100V183H102V186H103V188H100L103 192H105V193H103L100 189H94L91 193H90V195H91V197H90V195H89V197H90V199H91V201H95V204H96V207H95V204H94V209L93 208H91V209H89L88 211L87 210H85V213H83V215L80 217L81 218V220L79 221V219H78V224L76 225V229H75V232L73 231V230H71V231H69L68 232V230H70L69 228H67L68 226H71V225H67V226H65L66 228H62V229H60V230H62V231H58V233L57 234H55V235H51V234H49L48 232H47V230L45 229H43V228H41V229H43V230H41V229H39L40 231H38V232H33V230H32V225L34 226L35 225V223H36V221H38L39 219L41 220V221H43L42 219H41V215H43V211H45V204L46 205H48V203L50 202V201H52V199L54 198V199H58L60 196L62 197V196H64L65 194H67L68 193V191H69V193H70V195L72 196V195H75V197L77 196L78 198H77V201L79 200L80 202H81V200H80V196H81V198H82V195H83V193H82V189L84 188H86V189H88L87 187H89L90 185H92ZM167 184H168V181L166 182ZM166 183H163V188H164V186L165 185H167ZM81 184H82V187L83 188H81V189H79V186H81ZM114 186H113V185ZM139 184V185H138ZM50 185H51V187H50ZM97 185H95V186H97ZM111 187V185H112V187H111V189H110V187ZM134 185V184H133ZM256 185V184H255ZM20 186V187H19ZM55 186L57 187L56 189H55ZM72 186H73V188H72ZM101 186V187H102ZM147 186V187H146ZM62 188V189H59V188ZM78 187V188H77ZM109 189H108V188ZM114 187V188H113ZM117 187V188H116ZM127 187V188H126ZM146 187V188H145ZM167 187V186H166ZM16 188V189H15ZM26 188V189H25ZM73 189V190H71V189ZM105 188V189H104ZM107 188V189H106ZM116 188V189H115ZM138 188L139 189H143L144 188V193L142 194V197L141 196H139L140 197V199H136L137 197H138ZM71 191H70V190ZM77 189V190H76ZM80 191H79V190ZM149 189H150V191H149ZM218 190L216 187H214L213 188V190H212V188H211V190H210V193H209V191H207V193H209L207 196H206V194H203L202 196H203V198L201 197V199H200V207L202 206V210H203V208L204 207H207V206H209L211 209H209V207H207V208H204V210H205V213H204V210L203 211H201V214H200V217L199 218H195V220L193 219H191L190 220V218L189 219H187L186 220V222L188 223L187 225H189L188 226V228H186L187 226L185 225V224H180V223H178V232H179V235L180 236H176L175 234H178V232L177 231H174V230H172L171 232H173L172 234L168 231V230H161V231H155V233H153V236L151 235V237L149 236L148 237V243L149 244H151V245H154V244H156V245H154L153 247H155V249L156 248H158V246H160V245H162V243H166L167 241H168V245H166V248H167V246H169L170 247V243H171V246H172V244H174L176 241V243L179 245V246H182V244L183 243H185V242H188V243H192L193 241H195V239L197 240V241H199V235H196L197 234V231L199 230V229H201V227H203L204 228V231L206 232V230H207V234H208V236H210L209 238H212L213 237V234H214V232H216L215 230H218L217 228L219 227V226H221V221L219 222V223H217L219 220L218 219H220V217L222 218V216L224 215L223 213H225V210H227V209H229L228 211H226V215H227V218H229L228 219V221L226 220V221H223V225L226 227V229H222V231H220V235H219V239H220V237H222V236H224L222 239H218V242H216L215 241V245H218V243L220 242V241H224L225 239H228L229 237L230 238H233L234 237V235H232V232H235V231H237L238 233L239 232H242V231H246V230H248V229H251L252 227H254L255 225H256V229L257 230H262L263 228H264V212H262V210H264V206L263 207H251V208H249V210L247 211H245V207H246V205H248V196H244L243 197V199L245 200V201H247L246 202V204H245V206H244V203H239V202H235L234 201V203L231 205V207H228L227 206V202L225 203V202H222V204H220L219 205V207H216L217 205L215 204V197L214 196H216L218 193L215 191V190ZM44 190V191H43ZM59 190V191H58ZM74 190H76V191H78V192H76L75 193V191ZM100 190V191H99ZM106 190V191H105ZM113 190V191H112ZM34 191V192H33ZM41 191H43L42 193H41ZM46 191V192H45ZM52 191H54V192H52ZM61 191V192H60ZM109 191V192H108ZM211 191H212V193H211ZM214 191V192H213ZM59 192V193H58ZM67 192V193H66ZM72 192H74V193H72ZM95 192H96V196H95ZM111 192H113V193H111ZM114 192H115V194H114ZM138 192V193H137ZM81 193V194H80ZM214 193V194H213ZM217 193V194H216ZM21 194V195H20ZM92 194H93V196H92ZM109 194H111V196L109 195ZM146 194V195H145ZM212 194V195H211ZM3 195V196H2ZM98 195V196H97ZM107 195V196H106ZM109 195V196H108ZM205 195V196H204ZM7 196V197H6ZM51 198H50V197ZM120 196V197H119ZM132 196V197H131ZM26 197V198H25ZM31 197H34V198H31ZM37 197V198H36ZM47 197H48V199H49V201L47 202ZM56 197V198H55ZM60 197V198H61ZM144 197V198H143ZM204 197H206V199L204 198ZM20 198V199H19ZM97 199V200H93V199ZM128 198V199H127ZM135 198V199H134ZM147 198H148V200H147ZM212 198V199H211ZM10 199V200H9ZM30 199V200H29ZM32 199V200H31ZM53 199V200H54ZM131 200L130 202H132V204L131 203H129V204H127V206L125 205V201H128V200ZM134 199V200H133ZM242 199V200H243ZM43 200H46V201H44V202H46V203H43ZM139 200V201H138ZM143 200H145V201H143ZM210 200V201H209ZM12 201V202H11ZM30 201H32V202H30ZM77 202L78 204H80V202ZM97 201V202H96ZM202 201V202H201ZM20 202V203H19ZM38 202V203H37ZM65 202V201H64ZM143 202V203H142ZM211 202H214V203H211ZM17 203V204H16ZM42 203V204H41ZM94 203V202H93ZM108 203V204H107ZM117 203V204H116ZM136 203V204H138V203H140V205L138 204V205H134V204ZM211 203V204H210ZM264 203V201H261L260 203H259V206L261 205V204H263ZM25 204V205H24ZM39 204V205H38ZM40 204H41V209H39V212H38V207L40 208ZM115 204V205H114ZM120 204V205H119ZM204 206H203V205ZM209 204V205H208ZM219 204V203H218ZM7 205V206H6ZM13 205V207H11V206ZM23 205V206H22ZM33 205V206H32ZM43 205V206H42ZM60 205H62V208L64 207V204L62 203V204H60ZM126 206V208L125 207H123V206ZM215 205V206H214ZM242 205V206H241ZM38 206V207H37ZM107 206V207H106ZM133 206H134V209L133 210H131L132 208H133ZM139 206V207H138ZM37 207V208H36ZM60 208L59 209H62L61 208V206H59ZM80 207V206H79ZM131 209H130V208ZM216 207V208H215ZM11 210H10V209ZM123 208V209H122ZM129 208V209H128ZM136 208V209H135ZM212 208H214V210L212 209ZM219 208V209H218ZM5 209V210H4ZM7 209V210H6ZM58 209V210H59ZM79 208H76L75 209V207H74V211L76 210H78ZM112 209V210H111ZM115 209V210H114ZM125 209V210H124ZM209 209V210H208ZM20 210V211H19ZM34 210V211H33ZM43 210V211H42ZM91 210V211H90ZM114 210V211H113ZM124 210V212L126 213H124V212H121V211H123ZM213 212H211V211ZM231 210V211H230ZM233 210V211H232ZM12 211V212H11ZM25 211H26V213L27 214H25ZM37 211V212H36ZM89 213H87V212ZM90 211V212H89ZM208 211V212H207ZM209 211L211 212L210 214H206V213H209ZM35 212V213H34ZM43 212V213H42ZM65 212V211H64ZM63 212V213H64ZM78 212V215H79V211H77ZM128 212V213H127ZM214 212H216V214L214 213ZM230 212V213H229ZM32 213V214H31ZM37 213V214H36ZM81 213V212H80ZM94 213V214H93ZM110 213V214H109ZM204 213V214H203ZM245 213H247L248 215H247V218H245V219H241L240 220V218H242V216H243V214H245ZM13 214H15V215H13ZM23 214V215H22ZM26 216H25V215ZM34 214V215H33ZM57 214V213H56ZM106 214H109V216L108 215H106ZM112 214V215H111ZM121 214V215H120ZM128 214V216H131V215H129ZM236 214H238V219L237 220H235V221H233V222H231L230 223V221L229 220H232V218H234V216H236ZM36 215V216H35ZM59 215V212H58V214H57V216ZM97 215H98V217H97ZM126 215V216H125ZM201 215H202V217H204V218H206V219H204V218H202L201 217ZM204 215V216H203ZM207 215V216H206ZM24 216V217H23ZM38 216V217H37ZM95 218H93V217ZM104 218H103V217ZM21 217V218H20ZM32 217H34V219L32 218ZM82 217H84V219L82 218ZM89 217V218H88ZM96 217L99 219V222H98V219H96ZM122 219H121V218ZM135 217H137V215H135ZM22 218H24V219H22ZM28 218V219H27ZM32 218V219H31ZM62 218V219H61ZM61 221H60V225L61 224H65L66 223V221H69V220H64V217L61 215ZM90 218H92V219H90ZM156 218V217H155ZM154 218V220H153V217H152V225H154L156 222H157V219H155ZM231 218V219H230ZM249 218V219H248ZM96 221V224H95V221ZM200 221H199V220ZM215 219H217L216 221H215ZM34 220H35V223H34ZM39 220V222L41 223V221ZM63 220V221H62ZM89 220V221H88ZM91 220V221H90ZM92 220H93V222H92ZM104 220V221H103ZM121 220V221H120ZM143 220V219H142ZM15 221V222H14ZM70 221H72V220H70ZM88 221V222H87ZM128 221H130V220H128ZM127 221V222H128ZM154 221V222H153ZM156 221V222H155ZM196 221V222H195ZM199 221V223H197ZM87 224H86V223ZM101 222V223H100ZM135 222V221H134ZM134 222L133 221H130V222H128L127 223V225H129V226H127V225H125L124 227H123V229L126 231V232H124L123 234H121L119 237H125V235H126V237L125 238H128L129 239V237L128 236H130V235H132V234H130V233H127V232H129L130 231V229H131V233H132V231H133V229H132V225L134 224ZM151 222V221H150ZM186 222H184V223H186ZM189 222H191V223H189ZM194 222V223H193ZM200 222H204V223H200ZM83 223V224H82ZM94 223V224H93ZM103 223V224H102ZM124 223H125V221H124ZM130 223H131V226H130ZM133 223V224H132ZM142 223H144V222H142ZM196 223L197 224H199V226L196 228V226H194L195 227V229L194 230H196V231H194L193 230V225H196ZM215 223H217V224H219V225H216ZM229 223V224H228ZM3 224V225H2ZM15 224V225H14ZM30 225V226H28V225ZM59 224V223H58ZM63 224V225H64ZM86 224V225H85ZM115 224L116 223H114L112 226H115ZM191 224V225H190ZM140 225H142V224H140ZM139 225V226H140ZM179 225H180V227H179ZM226 225H230L229 227L228 226H226ZM28 226V227H27ZM73 226H74V224H73ZM84 226H85V228H84ZM88 226V227H87ZM143 226H144V224H143ZM142 226V227H143ZM155 226V225H154ZM130 227V228H129ZM136 225H135V229H136ZM142 227H137L138 229H137V232H139L141 229H142ZM183 227H185V228H183ZM189 227H190V229H189ZM205 227H207V228H205ZM215 227H217V228H215ZM224 227V228H225ZM258 227V228H257ZM26 228L30 231V232H28L27 230H26ZM30 228V229H29ZM128 228H129V230H128ZM184 229V231H187V233H191L192 235H191V238L192 239H189L188 240V238H185L184 237V239H179V238H181V232H182V230ZM262 228V229H261ZM89 231H88V230ZM177 230V229H176ZM213 230V231H212ZM14 232V233H12V232ZM41 231H43V232H41ZM77 231V232H76ZM88 231V232H87ZM260 231H258V232H260ZM20 232H22V233H20ZM41 232V233H40ZM66 232V233H65ZM71 232V233H70ZM87 232V233H86ZM157 232H159V233H157ZM170 234H169V233ZM211 232V233H210ZM19 233V234H18ZM33 233V234H32ZM64 233V234H63ZM134 233H136V232H134ZM156 233H157V235H156ZM194 233H196V234H194ZM213 233V234H212ZM41 234V235H40ZM86 234V235H85ZM128 234H130V235H128ZM155 234V235H154ZM22 235V236H21ZM35 235V236H34ZM59 235V236H58ZM100 235H102V233H100ZM124 235V236H123ZM161 235V236H160ZM168 235V236H167ZM264 235V231L263 232H261V235H259L260 237H262ZM33 236V237H32ZM51 236V237H50ZM155 236V237H154ZM164 236H167V237H164ZM175 236H176V238H175ZM185 236H186V234H185ZM11 237V238H10ZM24 237L26 238V239H24ZM152 237H154L155 239H153ZM158 237H160V238H162V239H158ZM164 237V238H163ZM8 238V239H7ZM20 240H19V239ZM77 238V239H76ZM171 238H173V239H171ZM15 239V240H14ZM78 239H79V242H78ZM114 239V238H113ZM131 239H133V237L131 238ZM171 239V240H170ZM194 239V240H193ZM4 240H5V242H4ZM7 240V241H6ZM8 240H10V241H8ZM150 240V241H149ZM181 240H183V241H181ZM3 241V242H2ZM13 241V242H12ZM152 241V242H151ZM155 241H157V242H155ZM161 241V243H159V242ZM170 241V242H169ZM175 241V242H174ZM20 242V243H19ZM30 242V243H29ZM124 242H126V239H124ZM151 242V243H150ZM155 242V243H154ZM173 242V243H172ZM32 243V244H31ZM80 243H81V245H80ZM114 242H112V244H113ZM204 243V242H203ZM19 244V245H18ZM88 244H90V242L88 243ZM158 244H160V245H158ZM184 245V244H183ZM192 246H194L195 247V250H199L200 249V247L199 246H197L196 247V243H192L191 244ZM204 245V244H203ZM202 245V242L200 243V246H203ZM31 246H32V248H31ZM36 246V247H35ZM38 246V247H37ZM64 248H62V247ZM73 246V247H72ZM104 245H102L101 247H99V251L101 252H98V253H100V254H96L95 256V258H96V260H98V261H94L93 263L94 264H100L101 263V259L104 257V255H105V257L107 256L106 255V253H107V251H108V254H112L114 251L113 250H115V249H113V248H115L114 247V245H112L113 246V248L112 247H109L108 245H105L104 247H103ZM70 247V248H69ZM152 247V248H153ZM168 247V248H169ZM178 247V246H177ZM199 247V248H198ZM207 248H205L204 250L205 251H207L208 249L210 250V249H212V248H210V247H208V246H206ZM16 248V249H15ZM34 248H36V249H34ZM122 248L124 249V248H126L125 250V252H129L128 250H127V247H126V243H123L122 244ZM165 248V249H166ZM167 248V249H168ZM171 248L172 247H170L169 249L171 250ZM24 249V250H23ZM60 249V250H59ZM108 249V250H107ZM150 250H151V248H149ZM214 249V248H213ZM32 250V251H31ZM58 250V251H57ZM160 250H162V249H160ZM184 250H185V248H184ZM3 251V252H2ZM6 251V252H5ZM30 251H31V254H30ZM57 251V252H56ZM157 251H159V249L157 250ZM204 251V252H205ZM2 252V253H1ZM5 252V253H4ZM23 252V253H22ZM28 252V253H27ZM40 252H42V253H40ZM68 252V253H67ZM70 252V253H69ZM105 252V253H104ZM37 254V255H41L40 257L38 256L37 258H38V262L36 261V259L35 260H33V258L32 257H30L29 255H33V254ZM79 253V252H78ZM161 253V252H160ZM159 253V254H160ZM20 254V255H19ZM27 256H26V255ZM58 254V255H57ZM65 254V255H64ZM71 256L72 258H69V256ZM86 254V255H85ZM104 254V255H103ZM16 255V256H15ZM24 255V259L22 260L23 262H24V260H25V262L24 263H22L21 262V257ZM66 257H64V256ZM26 256V257H25ZM103 256V257H102ZM29 257H30V259H29ZM98 257V258H97ZM102 257V258H101ZM12 258V259H11ZM28 260H26V259ZM31 258H32V260H31ZM101 258V259H100ZM4 259V260H3ZM7 259V260H6ZM14 259H15V261H14ZM17 259H19V260H17ZM13 262H12V261ZM19 261V262H18ZM32 261H35V262H32ZM8 262V263H7ZM18 262V263H17ZM32 262V263H31ZM100 262V263H99ZM92 263V264H93Z\"/></svg>",
  "mask_w": 264,
  "mask_h": 264
},
{
  "label": "bare ground",
  "instance_id": "obj_2",
  "mask_svg": "<svg viewBox=\"0 0 264 264\" xmlns=\"http://www.w3.org/2000/svg\"><path fill=\"white\" fill-rule=\"evenodd\" d=\"M45 1H49V0H0V14H3V17L2 18H6V17H8L11 13H13V12H15V11H17V15H15L14 16V19H13V21H10V22H7V23H0V67H1V69L2 68H6L7 67V65L8 66H13L12 64H13V62H14V58L17 56V54H20L21 52H22V50L23 49H25L23 52H25L26 53V50H29V52H30V50L31 49H27L26 47H28V46H30L31 47V45H27V43L29 42H26V39H25V41H22L21 39H20V37H19V39H18V32L19 33H21L22 31H33V34L34 35H32L33 37L32 38H34L35 40H34V45H36V43L37 42H35L36 41V39L38 38V39H41L43 36H44V34L46 33V31L47 32H49L48 30H51L50 28L53 26V25H51V24H53V22H55V21H61L60 19L62 18V16H63V11L64 10H66L65 12H67L68 13V11L69 12H71L72 11V8H74V6H75V8H76V10H78L79 11V14H80V10H82L84 7H90V4H89V0H74V1H72V2H70L71 0H53V3L55 4V7L54 8H51V9H49L47 12L46 11H38V13H36L35 11H31L32 13H34V15L33 16H31L30 14H28V13H26V12H24V11H21V9H25V10H30V8L32 7V6H34V5H40V6H42L43 4H44V2ZM91 1H93V0H91ZM95 1V0H94ZM112 1L113 0H111L110 1V3H112ZM118 1V0H117ZM136 1V0H135ZM139 1V0H138ZM141 1V0H140ZM152 1H156V0H152ZM165 1V0H164ZM184 1H186V0H184ZM183 1V2H184ZM232 1V0H231ZM234 1V4L233 5H231L232 4V2H231V6H230V8L229 9H226L227 10V12H236L235 14H237V13H239V12H246V13H256V14H258V13H263L264 12V0H233ZM252 2V3H249V5L247 4V5H244L245 3H248V2ZM95 2H98L97 0L95 1ZM101 2V1H100ZM99 2V3H100ZM109 2V1H108ZM142 2H143V0H142ZM148 2V1H147ZM147 2H145V3H147ZM151 2V1H150ZM157 2V1H156ZM159 2V1H158ZM170 2V1H169ZM103 3V1L100 3V5ZM106 3V2H105ZM118 3H120L119 1H118ZM128 3V2H127ZM127 3H125L126 5H127ZM130 3H131V1H130ZM130 3H128V4H130ZM140 3V2H139ZM138 3V4H139ZM177 3H178V1H177ZM185 3V2H184ZM204 3V2H203ZM238 3V4H237ZM244 3V4H243ZM107 4V3H106ZM109 4V3H108ZM106 5V7L107 6H110V5ZM113 4H114V2H113ZM121 4V3H120ZM122 4H124V3H122ZM136 4V3H135ZM137 4V5H138ZM159 4V3H158ZM173 3L171 2V4L169 5V6H171ZM202 4V3H201ZM205 4V3H204ZM112 5V4H111ZM118 5V4H117ZM149 5H151V4H149ZM156 4L154 3V6H155ZM163 5H165V4H162V6ZM183 5V4H182ZM188 5V4H187ZM61 6V8L59 9V7ZM94 6H95V4H94ZM103 6V5H102ZM116 6V5H115ZM119 6V5H118ZM140 6V4L138 5V7ZM153 6V5H152ZM161 6V7H162ZM189 6V5H188ZM202 6V5H201ZM14 7V8H13ZM93 7V6H92ZM174 7V6H173ZM173 7H169V9L170 8H173ZM184 7H185V5H184ZM190 7V6H189ZM197 8H198V6H196ZM227 7V6H226ZM75 8H74V10H75ZM91 8V7H90ZM103 8H104V6H103ZM108 9H109V7H107ZM106 8V9H107ZM110 8H111V6H110ZM113 8V7H112ZM111 8V9H112ZM143 8V7H142ZM145 8V7H144ZM188 8V7H187ZM223 8H225V7H223ZM87 9V12L89 11L88 10V8H86ZM85 9V10H86ZM94 9V8H93ZM97 9H99V7H97ZM100 9H102V7L100 8ZM107 9V10H108ZM114 9H117V6H116V8L114 7ZM132 9V8H131ZM150 9V8H149ZM154 9H156L155 7H154ZM185 9V8H184ZM183 9V10H184ZM189 9V8H188ZM193 9V8H192ZM76 10H75V12H76ZM90 10H92V8L90 9ZM113 10V9H112ZM112 10L111 11H109V12H111L112 13V15H113V12H112ZM142 11H143V9H141ZM145 10V9H144ZM162 10V9H161ZM171 10V9H170ZM173 10V9H172ZM171 10V11H172ZM178 10V9H177ZM223 10V9H222ZM77 11V12H78ZM84 11V10H83ZM100 12L101 10H97L96 12ZM102 11H104V14H106V13H108L106 10H103L102 9ZM105 11H106V13H105ZM115 11V10H114ZM165 11H168L167 10V8H166V10ZM225 11V10H224ZM87 12H86V14H87ZM91 12V11H90ZM89 12V13H90ZM134 12V11H133ZM145 12V11H144ZM143 12V13H144ZM157 12V11H156ZM174 12V11H173ZM175 12H177V11H175ZM181 12V11H180ZM223 11H221V13H222ZM52 13H53V15H52ZM82 13V12H81ZM84 13H85V11H84ZM92 13H95L94 11L92 12ZM91 13V14H92ZM102 13V12H101ZM100 13V14H101ZM137 13V12H136ZM141 13V15L143 14L142 12H140ZM152 13V12H151ZM158 13V12H157ZM163 13V12H162ZM172 13V12H171ZM200 13H201V11H200ZM224 13V12H223ZM222 13V14H223ZM69 14V13H68ZM72 14H73V12L70 14L71 16H72ZM99 14V13H98ZM100 14L96 17V18H98V19H100L101 18V16H105L104 14L102 15L101 14V16H100ZM168 14V13H167ZM174 14V13H173ZM173 14H171V15H173ZM178 14V13H177ZM182 14V13H181ZM193 14V13H192ZM209 14V13H208ZM233 14V13H232ZM240 14V13H239ZM242 14V13H241ZM240 14V15H241ZM70 15H68L69 17H70ZM77 15V14H76ZM85 15V14H84ZM84 15H83V18H84ZM93 15V14H92ZM95 15V14H94ZM108 15H109V17H110V13H108ZM108 15H106V16H108ZM119 15V14H118ZM158 16L157 17H160L159 15H163V14H157ZM169 15H170V13H169ZM200 15V14H199ZM198 15V16H199ZM220 15V14H219ZM227 15H229V13L227 14ZM244 15H245V13H244ZM67 16V17H68ZM75 16V15H74ZM82 16V15H81ZM91 16V15H90ZM89 16V17H90ZM114 16V15H113ZM144 16V15H143ZM164 16V15H163ZM163 16H161V17H163ZM182 16V15H181ZM193 16V15H192ZM207 16H211V15H207ZM218 16V15H217ZM224 16V15H223ZM241 16H243V15H241ZM248 16V15H247ZM251 16H253V14L251 15ZM254 16H256L257 17V15H254ZM66 17V18H67ZM86 17H87V15H86ZM92 17V19H93V16H91ZM114 17H117V15L116 16H114ZM113 17V18H114ZM138 17H139V15H138ZM155 17V16H154ZM164 17H166V15L164 16ZM172 17V16H171ZM173 17H174V15H173ZM177 17V16H176ZM186 17V16H185ZM213 17V16H212ZM227 17V16H226ZM229 17H230V15H229ZM240 17V16H239ZM238 17V18H239ZM244 17V16H243ZM71 18V17H70ZM81 17H79V19H80ZM107 18V17H106ZM112 18V17H111ZM181 18V17H180ZM189 17H187V19H188ZM191 18V17H190ZM188 19V21L189 20H191V19ZM225 18V17H224ZM231 19H232V17H230ZM230 18H225V20H227V19H229V23L228 24H230L232 21H230ZM237 18V15L235 16V19ZM237 18V19H238ZM242 18V17H241ZM245 18H248V17H246L245 16ZM245 18H242L243 19V21H244V19ZM253 18V17H252ZM259 18V17H258ZM86 19H88V17L86 18ZM90 20H91V18H89ZM89 19H88V21H89ZM95 19V18H94ZM102 19H105L104 17L102 18ZM108 19V18H107ZM115 19V18H114ZM114 19H112V20H114ZM117 19V18H116ZM147 19V18H146ZM145 19V20H146ZM163 19V18H162ZM164 19H166V18H164ZM163 19V20H164ZM169 19L171 20L172 18H170V16H169ZM177 19H178V17H177ZM199 19V18H198ZM197 19V20H198ZM208 19V18H207ZM218 19V18H217ZM234 19V18H233ZM240 19V18H239ZM1 20H3V19H1V17H0V21ZM62 20H63V18H62ZM66 20H68V18L66 19ZM71 20H73V19H70V21ZM78 20V19H77ZM96 20V19H95ZM95 20H93V22L95 21ZM108 20H110V19H108ZM111 20V21H112ZM118 20V19H117ZM115 21V22H118V21ZM151 20V19H150ZM181 20V19H180ZM180 20H179V22H180ZM216 20V19H215ZM214 20V21H215ZM224 20V19H223ZM249 20H251L250 18H249ZM254 19H252V21H253ZM259 20H260V18H259ZM64 21H65V19H64ZM82 21V20H81ZM99 21V20H98ZM103 21V20H102ZM110 21V22H111ZM165 21V20H164ZM163 21V25L165 24V22ZM172 21L173 20H171V22L169 23L168 21V23L171 25V23H172ZM187 20H185V21H183V23H185ZM187 21V22H188ZM193 21H195V20H193ZM212 21V20H211ZM213 21V22H214ZM217 21V20H216ZM219 21V20H218ZM243 21H242V25L244 24L243 23ZM247 21V20H246ZM251 21V22H252ZM255 21H257V20H255ZM66 23H67V21H65ZM96 22H97V20H96ZM104 22V21H103ZM103 22H102V24H103ZM105 22H106V20H105ZM104 22V26H105V23ZM114 22V21H113ZM112 22V24H114ZM182 22V21H181ZM204 22V21H203ZM212 22V23H213ZM220 22H222L221 21V19H220V21H219V23ZM236 23H237V21H235ZM241 22V21H240ZM240 22L238 23V24H240ZM245 22V21H244ZM251 22H249V23H251ZM254 22V21H253ZM252 22V23H253ZM258 22H262V21H258ZM58 23V22H57ZM100 23V21L98 22V24ZM147 23H148V21H147ZM147 23L145 22V25H147ZM154 23V22H153ZM177 23V22H176ZM191 23H193V22H191ZM201 23H202V21H201ZM211 22H210V24H212ZM215 23H217V22H215ZM62 24H65V23H62ZM74 24V23H73ZM73 24H72V28H73ZM101 24V25H102ZM167 24V23H166ZM166 24H165V26L164 27H166ZM168 24V25H169ZM190 24V23H189ZM188 24V25H189ZM194 24V23H193ZM197 24H199V23H197ZM204 24H205V22H204ZM209 24V23H208ZM234 24V23H233ZM246 24V23H245ZM257 24L258 23H256V25L255 26H257ZM262 24H264V22L262 23ZM55 25H57V24H55ZM71 25V24H70ZM89 25H91V24H89ZM93 25V24H92ZM95 25V24H94ZM107 25V24H106ZM110 26H111V24H109ZM115 25V24H114ZM114 25H112V26H114ZM150 25V24H149ZM148 25V26H149ZM183 25H185V24H183ZM182 25V26H183ZM213 25V24H212ZM211 25V26H212ZM231 25H232V23H231ZM241 25V24H240ZM254 25H253V27H254ZM69 26V25H68ZM97 26V25H96ZM109 26V27H110ZM172 26V25H171ZM170 26V27H171ZM178 26V25H177ZM181 26V27H182ZM193 26V25H192ZM198 26V25H197ZM204 26V25H203ZM217 26H218V24H217ZM232 26H234V25H232ZM231 26V27H232ZM238 26V25H237ZM251 26V24L249 25V27ZM259 26H261V25H259ZM264 26V25H263ZM262 26V27H263ZM56 27H58V26H56ZM92 27V26H91ZM99 27H100V25H99ZM159 27V26H158ZM158 27H156V28H158ZM169 27V28H170ZM176 27V26H175ZM224 27H225V24H224ZM227 27H229V26H227ZM243 27H246L245 25L243 26ZM243 27H241V28H243ZM248 27V26H247ZM258 27V26H257ZM256 27V28H257ZM59 28V27H58ZM65 28V27H64ZM76 28V27H75ZM74 28V29H75ZM83 28V27H82ZM85 28V27H84ZM105 28H106V26H105ZM108 28V27H107ZM106 28V29H107ZM155 28V27H154ZM172 28V27H171ZM192 28H194V27H192ZM212 28V27H211ZM222 28V29H221ZM236 28V27H235ZM235 28H233V30L235 29ZM240 28V29H241ZM54 29V28H53ZM59 29H61V28H59ZM66 29H67V27H66ZM68 29H69V27H68ZM67 29V30H68ZM80 29V28H79ZM109 29V28H108ZM147 29V28H146ZM162 29V28H161ZM177 29V28H176ZM182 29H183V27H182ZM187 29V28H186ZM195 29V28H194ZM220 30H223L224 28L223 27H220L219 28ZM229 29V28H228ZM237 29V28H236ZM262 29H264V28H262ZM86 30V29H85ZM92 30H94V28H92ZM99 30H101V28L99 29ZM103 30H105V29H103ZM112 30H115V29H111V31ZM117 30V29H116ZM165 30V29H164ZM167 30V29H166ZM169 30H171V29H169ZM179 30V29H178ZM188 30H190L189 28H188ZM187 30V31H188ZM213 30V29H212ZM218 30V29H217ZM224 30H226V28L224 29ZM244 30H246L245 28H244ZM249 30V31H248ZM247 30V32H245V31H242L243 33H242V35H249L250 36V34H253L252 33V31H250L251 30V28L250 29H248ZM260 30V28L257 30V29H255V32L256 33H260V32H262V30L261 31H259ZM54 31V30H53ZM59 32H60V30H58ZM63 31V30H62ZM65 31V30H64ZM63 31V32H64ZM70 31H71V29H70ZM75 31V30H74ZM81 31L83 32L84 31V29L82 30L81 29ZM86 31H88V28H87V30ZM96 31H97V29H96ZM153 31V30H152ZM155 31V30H154ZM168 31V30H167ZM173 31V30H172ZM174 31H177V30H174ZM187 31H185V32H187ZM231 31V30H230ZM241 31V30H240ZM264 31V30H263ZM51 32V31H50ZM59 32H57V33H59ZM89 32V31H88ZM91 32V31H90ZM115 32V31H114ZM120 32V31H119ZM147 32H149V31H147ZM163 32V31H162ZM168 32H170V31H168ZM184 32V33H185ZM204 32H206L207 33V30H203V28H201V27H199L198 26V28L196 27V29L195 30H192V31H190V32H188L187 34H185V36H181V35H183V34H181L180 36L181 37H176V41L177 42H182L183 40H186V41H184V43H183V46H185L184 44H186V43H190V42H192V41H194V40H196L197 42H198V40H200V39H202L203 37H200L199 35H201V36H203L202 34H204ZM213 32H214V30H213ZM221 32V31H220ZM225 32V31H224ZM228 32V31H227ZM226 32V33H227ZM236 32H237V30H236ZM254 32V31H253ZM23 33V32H22ZM21 33V36H23V34ZM65 33H66V31H65ZM77 33V32H76ZM81 33V32H80ZM98 33V35H100L101 34V31H100V34H99V32H97ZM108 33H112V32H109L108 31ZM107 33V34H108ZM117 33H118V31H117ZM134 33V32H133ZM164 33H166V32H164ZM233 33H234V31H233ZM255 33V34H256ZM29 34H31V33H29ZM47 34V33H46ZM60 34H62L61 32L58 34V36L60 35ZM72 34H74V32L72 33ZM78 34V33H77ZM77 34H74V35H76L77 36ZM84 34V33H83ZM104 34V33H103ZM102 34V35H103ZM106 34V33H105ZM113 34V33H112ZM149 34V33H148ZM153 34H155L154 32H153ZM158 34H160V33H157V35ZM163 34V33H162ZM176 34H177V32H176ZM180 34V33H179ZM178 34V35H179ZM239 34H240V32H239ZM238 34V32H237V36L239 35ZM26 36H27V34H25ZM52 36H53V33L51 34ZM56 36H57V34H55ZM64 35V34H63ZM66 35V34H65ZM68 35H69V32H68ZM80 35H82V34H80ZM85 35H86V33H85ZM85 35L83 36L84 38L83 39H85ZM87 35H90V33L89 34H87ZM94 36H95V34H93ZM101 35V36H102ZM115 35H116V33H115ZM115 35H113V37H115ZM117 35H119V34H117ZM145 35H146V33H145ZM161 35V34H160ZM168 35H169V33H168ZM177 35V36H178ZM48 36V35H47ZM46 36V37H47ZM49 36H50V34H49ZM48 36V37H49ZM51 36V37H52ZM55 36V38H58V37H56ZM79 36V35H78ZM94 36L91 38V39H94ZM108 36H110V35H108ZM124 36V35H123ZM144 36V35H143ZM147 36V35H146ZM152 36V35H151ZM155 36V35H154ZM176 36V35H175ZM174 36V37H175ZM195 36H197V38H195ZM198 36H199V38H198ZM236 36V37H237ZM82 37V36H81ZM89 36H87V38H88ZM90 37H91V35H90ZM97 37H100V36H97ZM104 37H106L105 35H104ZM104 37H103V39H104ZM122 37V36H121ZM158 37V36H157ZM192 37H194V39L192 38ZM24 38H26V37H24ZM29 37H27V39H28ZM50 38V37H49ZM53 38V37H52ZM52 38H51V40L50 39H48V40H50L51 41V43H53L52 42ZM60 38V37H59ZM57 39L58 41L57 42H59V40H60V42H61V39H62V36H61V38L60 39ZM71 38V37H70ZM72 38H74V37H72ZM77 38H79V37H77ZM87 38L85 39V41L84 42H87L86 40H87ZM96 38V37H95ZM101 38V37H100ZM125 38V37H124ZM142 38V37H141ZM144 38V37H143ZM173 38V36L171 37V39ZM234 38H235V36H234ZM54 39V38H53ZM64 39V38H63ZM67 39V38H66ZM69 39V38H68ZM110 39H112V38H110ZM151 39V38H150ZM158 39V38H157ZM160 39H162L161 37H160ZM192 39V40H191ZM204 39V38H203ZM231 39V38H230ZM232 39H233V37H232ZM30 40V39H29ZM32 40V39H31ZM30 40V41H31ZM44 40H45V38H44ZM75 40V39H74ZM78 40V39H77ZM116 40V39H115ZM120 39H118V41H119ZM124 40V39H123ZM125 40H129V39H127V38H125ZM143 40V39H142ZM146 40V39H145ZM163 40V39H162ZM39 41V40H38ZM79 41H81V39H79ZM83 41H81V42H83ZM89 41V40H88ZM90 41H92V40H90ZM96 41H98V40H96ZM95 41V42H96ZM101 41V40H100ZM108 41H110L109 39H108ZM107 41V42H108ZM118 41H114L113 39L110 41V45H109V43H108V47L106 46V48L105 47H103V45H101V47L100 46H98V50L99 51H97V53H95L96 54V59H95V61L94 62H92L90 65H87V66H85V68L87 67V69H86V71H88L89 72V74H87V75H81L80 76V74L79 75H77V77H74L73 75V77H71V78H68L67 77V79H65V76H64V72L66 73V71H67V69H66V71H64V69L63 68H65L63 65H62V63L64 62H62L61 63V61H58L56 58H55V60L56 61H58L59 62V64L60 65H62V67L63 68H60V65H59V69H55V65H57V64H53L55 67H54V69L55 70H52V72L53 71H56V73H58L57 75H56V77L55 78H53L54 79V85L56 84L57 86H59L60 87V91H67L68 92V94H70L69 95V97H71V100H72V103H73V101H75L73 104L71 103V102H69V101H66V99H65V102H61V103H59V102H57L56 101V103L55 102H53V105H52V107H48L49 109L47 110V113H48V115L49 116H47V119H49L48 120V124L50 123V125L52 124L54 127H53V129L54 130H64L65 128H67L69 125H71L72 124V120L74 119V118H77V114L76 115H74L72 118H70V119H67V120H61V119H63L65 116H70V115H72V113H75L76 111H78V108L79 107H81L82 105L84 106V105H88V103H87V101L89 100V98L88 97H92V96H94V98L96 99V100H94V102L96 101V102H101L102 103V101H103V103H102V106L108 101V102H110L111 104L112 103H114V106L112 107V108H116L115 110H116V112L117 111H122L123 112V114H127L128 116L129 115H133V113L135 114V112L137 111V108H139V106H137V108L135 109V107H136V105H133V102L136 100V97H137V95H138V91H140V93L142 94L140 97H142V98H145V99H143V101H141V103L139 104V105H141V106H143L142 104H143V102H148V103H146L147 105V107H146V112H147V110H148V113L146 114L147 116H151V115H154L151 119H149V117H145L146 118V120L144 119V121H142V122H140V124H139V122L137 123V121H139V118L140 117H142V119H143V114L145 113V111H143L144 113L141 115V113H142V111L137 115V116H134V117H136L134 120H136V124L138 125L137 127L135 126V127H133V129L135 130H132V131H134L133 133H131V135H132V137H131V139H133V141L134 142H136V141H138V140H141V138H142V135L144 136V134H141L140 133V129L142 128V125L144 124V122L146 121L147 123H152L151 125H153V126H155V125H157V124H154L155 122H159V120H167V119H165V118H163L162 119V117L163 116H166L167 117V115H173L172 116V118L174 117V119L177 117V116H183L184 117V119H183V121H181L180 122V124H178V125H181V127H180V131L179 130H177V132H175L174 134H176V133H178L179 135L181 134V133H183L182 131H183V128H185V127H188V128H194V124L196 123V122H198L199 123V125L200 126H202L203 125V123L205 124V125H203L202 127H197L198 125H196V129L194 128V131L192 132V133H194L195 134V136L194 137H191V135L189 136V137H191V139H186L185 138V140H179V141H172L169 145H167L166 146V144H168L167 142H168V139L169 140H172L171 139V137L169 138V137H167V135H165L166 137H163V142L162 143H159V144H157L156 142H155V144L154 143H149L151 140L150 139H148V138H146L147 140L146 141H140V143L143 145L142 147L140 146V147H137V146H135V147H133V148H131V154H129V156L128 157H126L127 158V161L125 162V163H128L129 161H132V163L130 162L129 164H130V167L128 168V169H130L132 172H133V175H131L130 174V176H128V180L123 184H121L120 183V186H118V188H117V191H120V196L123 194V193H125V192H127V189H125V186L127 185V183L129 184L130 182H132V184H130V185H132V187L130 186V188L128 189V191H132L133 189H134V186L136 185V183L137 182H141V181H143L144 180V178L146 177V178H149L147 175H146V173H148V171H150L155 165H157V164H160V163H162L164 160L165 161H171V160H174L172 163H175V164H177V165H175V166H173V169H171V168H169L170 166H171V163H166V164H163V166H161L160 168H164V169H160V171L159 172H156L151 178H150V181L147 183V186L149 187V186H151L152 185V182L154 181L155 183L153 184V189H151V192H150V194L148 193V197H149V200H148V198H147V200L148 201H146V203H144L143 205H141L142 207H140V208H138L137 210H136V212L134 213V212H132L131 214H129L128 212V214L129 215H131V216H128V214H127V217L128 218H126L127 219V221L128 220H130V221H135L134 222V224L131 226V223H130V226L132 227V229H133V231H132V233H131V229H130V231L129 232H127V233H130V234H132V235H130V234H128V235H130V236H128L129 237V239L128 238H125L126 237V235H125V237H119L121 234H123L124 232H126L124 229H123V227L125 226V225H127V223L128 222H130V221H126V220H124L125 221V223H124V221H123V223H121V222H118V221H115V220H113L111 223H110V217L108 218H106V220H105V222H103L102 224L103 225H101V224H96V221H95V224L96 225H92V229H90V231H91V233H89V234H85L86 236L83 238V236H84V234H82V236L81 235H78V236H80L79 237V239H80V242H82V244H83V246L82 247H78V246H76V247H73V248H70L71 249V251H72V256L73 257H76L75 258V260L77 259V261L78 262H80V261H82V259L84 258V252H85V248L86 249H89V251L88 252H86V254H89V258L88 259H85L84 260V262H85V264H92L94 261H98V260H96V254L98 253V252H100L99 250V247H101L102 245H110L109 247H112L113 248V246L112 245H114V247L115 248H113V249H115V250H113L114 252L112 253V254H108V251H107V253H106V257H105V255H104V257L101 259L102 261H101V263L100 264H264V235L262 236V237H260L259 235H261V232H263L264 231V228L260 231V230H257L256 229V225L254 226V227H252L251 229H248V230H246V231H242V232H237V231H235V232H232V235H234V237L233 238H228V239H225L224 241H220L219 243H218V245H215V241L216 242H218V239H219V235H220V231H222V229H226V227L223 225L224 223H223V221H228V219L229 218H227V215L225 214L226 213V211H228L229 209H227V210H225V213H223L224 215L222 216V218L220 217V219H218L219 221L217 222V223H219L220 221H221V226H219L218 228L217 227H215V228H217L218 230H215L216 232H214V234H213V237L212 238H209L210 236H208V234L206 233L207 232V230H206V232L204 231V228L203 227H201V229H199L198 231H197V234L196 233H194V234H196V235H199V241H197L196 239H195V241H193L192 243L194 244V243H196V247L197 246H199L200 247V249L198 250H195V247L194 246H192L190 243H188V242H185V243H183L182 244V246H179L175 241V243L174 244H172V246H171V243H170V247H172L171 248V250L169 249L170 247L169 246H167V248H166V245H168L167 243H168V241L164 244V243H162V245H160V244H158V245H160V246H158V248H156L155 249V247H153L154 245H156V244H154V245H151V244H149L148 243V237L150 236L151 237V235L153 236V233H155V231H161V230H168L171 234L173 233V232H171L172 230H174V231H179L178 230V223H180V224H185L187 227L186 228H188V226L189 225H187L188 223V221L186 222V220L187 219H189L190 218V220L192 219H194L195 220V218H199L200 217V214H201V211H203L204 210V208H207V207H209V206H207V207H204L203 208V210L201 209L202 208V206L200 207V199H201V197L203 198V194H206L207 193V191H209V193H210V190H211V188H212V190H213V188L214 187H216L218 190H215L217 193V195L216 196H214L215 197V204L217 205L216 207H219V205L220 204H222V202H227L228 204H227V206L228 207H231V205L234 203V201L235 202H239V203H244V206H245V204H246V202L247 201H245L244 199H243V197L244 196H248L249 198H248V205H246V207L244 208L245 209V211L247 210H249V208H251V207H263L264 206V203L263 204H261L260 206H259V203L261 202V201H264V186H261V185H259L258 184V186H257V183H255L254 185L253 184H248V183H246L245 182V180H246V175L248 174V172L251 170V168H253V167H256L257 165H264V121H262V122H259L258 120H257V122H256V124H254L255 123V121H256V118H250L251 117V115H250V117L249 116H246L245 118H243V119H241L240 120V122L238 121V123L237 124H235L234 122L236 121L235 119H237L236 117H237V109L234 107V109H232V112H230V111H226V110H228L229 108H225L226 110H222L221 111V109H223V105H224V107L225 106H227V104H230V102H228V103H224L223 105H220V106H212V107H208L209 109V111H213L211 114H210V118L208 119V118H206V117H204V116H202V115H200L201 114V112L198 110V109H200V107H203V106H200V107H198L195 103L198 101L200 104H202V105H204V103L206 102V101H209V102H214V101H219V100H223L224 102H226V100L227 99H230V101L232 102L233 101V103H234V100H233V97L234 96H237L239 93H243V95L244 96H240V98H242V99H244V100H247V101H251V100H253L252 98H254V97H256L257 95H259V96H262V95H264V60H260V62L256 65V66H252V68H251V70L250 71H252L251 73H248V74H246V71H241V73L239 72V74H235V75H232L231 73H229L230 71H223V70H221V68H216V66H214V64H211V65H208V67H207V70H205L204 72H202L201 70H200V68H198L197 69V71L196 72H194L192 75H194L193 77H187V80L185 79V81H182V79L183 78H181V80L179 81V82H177V81H175V83H176V89L175 90H173V91H175L176 92V95L174 96V98H167L166 96H164V94H159L158 92L157 93H155V92H150V91H154L155 90V88H157L156 86H159V84L158 85H156V83L154 82L152 85H146V86H143V85H145L146 83H144L143 81H142V83H144V84H142L141 83V85L139 84V85H137V86H135V88H133V89H131V90H124L123 89V87L122 86H120V85H122L121 83L118 85V84H116V85H111L110 83L111 82H108V81H110V79H108V78H110V77H106L107 76V72H106V70L107 69H105L104 67H103V65L104 64H102L103 63V61L104 60H106V59H113V61L114 62H112V63H115V64H117L116 62V60H121L120 58H122L121 57V55H122V53L124 52V54H125V51H127V50H125V47H123V49H120V43L118 42ZM122 40H120V42H121ZM140 41V40H139ZM147 41H151V40H146V42ZM153 41H155V40H153ZM153 41H151V42H153ZM172 41V40H171ZM32 42V41H31ZM40 42H43V41H41L40 40ZM49 42V41H48ZM48 42H46L45 41V43L47 44ZM55 42V41H54ZM56 42V43H57ZM68 42V41H67ZM66 42V43H67ZM80 42V43H81ZM106 42V43H107ZM127 42V41H126ZM131 42V41H130ZM134 42V41H133ZM140 42H142V41H140ZM144 42V41H143ZM145 42V43H146ZM163 42V41H162ZM165 42V41H164ZM186 42V43H185ZM30 43V42H29ZM44 43V42H43ZM72 43V42H71ZM75 43V42H74ZM98 43V42H97ZM96 43V44H97ZM102 43V42H101ZM100 43V44H101ZM104 43H105V41H104ZM103 43V44H104ZM124 43V42H123ZM135 43V42H134ZM160 43V42H159ZM166 43V42H165ZM175 43V42H174ZM30 44H32V43H30ZM40 45H41V43H39ZM62 44V43H61ZM85 43H82V45H84ZM140 44V43H139ZM152 43H146V46H145V48L143 49V50H145L146 52L147 51H150V55H149V57L150 58H148L147 60H141V58H140V60H139V58H138V60H139V63L137 64V71L135 72L136 73V75H138V74H140V72H149V70H150V66H151V64H153V63H148L147 61H151V60H153L154 58H156L157 60H159V59H161V58H166V59H171V60H173L174 61V63L175 62H179L180 60H181V58H179V57H184V54H185V51H183V47L182 46H178L177 48L176 47H174V49L172 50V47L169 49V47H168V49L167 48H165V49H167V50H165L166 52H164L163 53V51L164 50H161L160 51V49H158L160 52L158 53V52H156L154 49L155 48H153V46L151 45ZM164 44V43H163ZM172 44V43H171ZM32 46V47H36V46ZM40 45H39V47H40ZM45 45V44H44ZM48 45H51L50 43L48 44ZM48 45H46V46H48ZM80 45V44H79ZM94 45V44H93ZM93 45H92V47H93ZM98 45V44H97ZM123 45V44H122ZM132 45V44H131ZM131 45H129V46H131ZM134 45H136V44H134ZM141 45V44H140ZM155 45H158V42H157V44H155ZM174 45V44H173ZM59 46V45H58ZM66 46V45H65ZM68 46V45H67ZM88 46V45H87ZM125 46V45H124ZM128 46V47H129ZM144 46V45H143ZM161 46H162V49L166 46H164V45H162L161 44ZM164 46V47H163ZM170 46V45H169ZM38 47V46H37ZM36 47V48H37ZM45 47V46H44ZM56 47V46H55ZM79 47V46H78ZM85 47V46H84ZM91 47V48H92ZM96 47V46H95ZM122 47V46H121ZM134 48H135V46H133ZM42 46L40 47V49L38 48V50H41L42 51ZM46 48V47H45ZM62 48V47H61ZM66 48V47H65ZM73 48V47H72ZM87 48V47H86ZM94 48V47H93ZM159 48H160V46H159ZM50 49H52V48H50ZM69 49V48H68ZM68 49H66V50H68ZM77 49H79V48H77ZM77 49H76V53H77ZM81 49V48H80ZM219 49H221L220 47H215V49H213V51L211 52V51H207L208 53H207V55L208 54H212L213 56H215V55H217L218 53H217V51L219 50ZM33 50V49H32ZM46 50V49H45ZM84 50L85 49H83V52H84ZM94 50V49H93ZM93 50H92V52H91V54H93ZM132 50V49H131ZM155 52H154V51ZM51 51H54V50H51ZM51 51L48 53V55H51L50 53H51ZM68 51H70L71 52V50H68ZM67 51V52H68ZM96 51V50H95ZM138 51V50H137ZM137 51H135V52H137ZM175 51V52H174ZM35 52V51H34ZM38 52V55H39V51H37ZM43 52V51H42ZM42 52H41V54H42ZM62 52V51H61ZM79 52H82V49H81V51H79ZM82 52V53H83ZM87 52V51H86ZM128 52V51H127ZM126 52V53H127ZM31 53V52H30ZM44 53V52H43ZM46 53V52H45ZM43 54V58H44V60H45V57L44 56H47L48 57V55H46V54ZM63 53H64V51H63ZM62 53V54H63ZM74 53V51H72V54ZM89 53V52H88ZM131 53H132V51H131ZM138 53V52H137ZM28 54V53H27ZM37 54V53H36ZM65 54H66V52H65ZM65 54H63V55H65ZM68 54H69V56H70V54L71 53H69L68 52ZM68 54H67V56H68ZM84 54V53H83ZM100 54H103L101 57L99 56ZM129 54H130V51H129ZM140 54L141 55H143L144 54V51H140ZM30 55H32V54H29V55H27V56H30ZM37 55V56H38ZM54 55V54H53ZM56 55V54H55ZM58 55H60V54H58ZM138 55V54H137ZM18 56H20V55H18ZM17 56V57H18ZM36 56V55H35ZM41 56V55H40ZM52 56V55H51ZM61 56V55H60ZM67 56H65V57H67ZM80 56V55H79ZM78 56V57H79ZM87 56H88V54H87ZM91 56V55H90ZM99 56V57H98ZM123 56V55H122ZM127 56V55H126ZM134 56V55H133ZM140 56V55H139ZM24 57V56H23ZM31 57V56H30ZM29 57V58H30ZM34 57V56H33ZM32 57V58H33ZM50 57V56H49ZM71 57H73V55H71L70 57H68L69 59L71 58ZM78 57H77V59H78ZM84 56H82V58H83ZM92 57V56H91ZM90 57V58H91ZM94 57V56H93ZM125 57V56H124ZM123 57V59H125ZM146 57H148V56H146ZM157 57H159V58H157ZM19 59L20 58H22V55L20 56V57H18ZM51 58V57H50ZM61 58V57H60ZM62 58H64L63 56H62ZM80 58V57H79ZM82 58H80V62H81V64H82ZM86 58H89V57H86ZM85 58V59H86ZM127 58H129V56L127 57ZM143 58H145V57H143ZM19 59H15V60H19ZM25 59V61H27L28 63L31 61L32 62V60H31V58L29 59L30 61H28V59L26 60V58H24ZM23 59V60H24ZM40 59H41V61L43 60L41 57H40ZM48 59V58H47ZM53 60H54V58H52ZM65 59V58H64ZM63 59V60H64ZM68 59V60H69ZM73 59V58H72ZM75 59V58H74ZM73 59V60H74ZM93 59V58H92ZM183 59V58H182ZM34 60V59H33ZM38 60V59H37ZM54 60V61H55ZM59 60H62V59H59ZM67 60V58H66V61H68ZM72 60V61H73ZM90 60V59H89ZM137 60V59H136ZM136 60H135V62H136ZM34 61H36V60H34ZM40 61V62H41ZM47 61H49V60H45V62H47ZM52 61V60H51ZM54 61L52 62V63H54ZM65 61V62H66ZM70 61V60H69ZM75 61V60H74ZM109 61V60H108ZM132 61V60H131ZM18 62H20V61H18ZM21 62H23V61H21ZM20 62V63H21ZM26 62V63H27ZM77 62L78 63H80L78 60H77ZM84 62V61H83ZM85 62H88L87 60H85ZM128 62H129V59H128ZM134 62V61H133ZM134 62V63H135ZM25 62H24V64H26ZM34 62H32L31 64H33ZM37 63H38V61H37ZM51 63V64H52ZM56 63V62H55ZM70 63H71V61L68 63V64H66L65 66H67V68L69 67V65H70ZM76 63V62H75ZM104 63H105V61H104ZM107 63H109V62H107ZM119 63H121L120 61H119ZM118 63V64H119ZM123 63V62H122ZM121 63V64H122ZM125 63H127V62H125ZM257 63V62H256ZM23 64V63H22ZM22 64H20V66L22 65ZM24 64H23V66L22 67H25L24 66ZM31 64H29V66H31ZM41 64V63H40ZM44 64V63H43ZM49 64H50V62H49ZM63 64H65V63H63ZM72 64V63H71ZM110 64V63H109ZM129 64V63H128ZM34 66H35V64H33ZM32 65V66H33ZM39 65V64H38ZM75 65H77V64H75ZM80 65V64H79ZM108 65V64H107ZM111 65V64H110ZM109 65V66H110ZM112 65H114V64H112ZM111 65V66H112ZM126 65V64H125ZM132 65H133V63H132ZM10 66V67H11ZM15 66V65H14ZM27 66V65H26ZM31 66V67H32ZM33 66V67H34ZM48 66V65H47ZM50 66V65H49ZM48 66V67H49ZM71 66V65H70ZM73 66V65H72ZM81 66V65H80ZM80 66H78V67H80ZM110 66V67H111ZM124 66V65H123ZM128 66V65H127ZM10 67H8V68H10ZM21 67V68H22ZM28 67V66H27ZM26 67V68H27ZM38 67V66H37ZM44 67V66H43ZM58 67V66H57ZM56 67V68H57ZM76 66H74V68H75ZM218 67V66H217ZM11 68H13L12 70H18V68L15 66V68L14 67H11ZM11 68L9 69V71L11 72L12 70H11ZM29 68V67H28ZM28 68H27V70H28ZM35 68V67H34ZM47 68V67H46ZM50 68V67H49ZM52 68V67H51ZM83 68V66L81 67V69ZM114 68V67H113ZM118 68V67H117ZM119 68H120V66H119ZM125 68V67H124ZM1 69H0V71H1ZM24 69V68H23ZM48 69V68H47ZM71 69V68H70ZM72 69H73V67H72ZM71 69V70H72ZM79 69V68H78ZM115 69H116V67H115ZM128 69H129V67H128ZM127 69V70H128ZM250 69V68H249ZM3 71H5V69H2ZM8 70V69H7ZM26 70V69H25ZM32 70H35V69H30L29 71H31L32 72ZM42 70H44L43 68H42ZM49 70V69H48ZM76 70V69H75ZM85 70V69H84ZM83 70V71H84ZM111 70V69H110ZM114 70V69H113ZM119 70V69H118ZM123 70H125V69H123ZM122 70V71H123ZM130 70V69H129ZM134 70H131V71H129V75L127 74L126 75V77H128V80H131V82L132 83H129L130 85H132V84H134L135 82L137 83V80H139V79H152L153 78V76H154V73L152 72L151 73V71H150V73L148 74L147 73V75L145 76V75H143V76H145L144 78H142V77H140V78H137L136 76H134L133 78H132V73L134 72ZM242 70H244V69H242ZM247 70V69H246ZM2 71V72H3ZM7 72V71H5V73L7 72V73H9L10 74V72ZM19 71H21V70H19ZM22 71H24V70H22ZM36 71V70H35ZM45 71V70H44ZM79 71V70H78ZM85 71V72H86ZM115 71V70H114ZM114 71L113 72H111V71H109V72H111V73H114ZM121 71V70H120ZM121 71V72H122ZM201 71V72H200ZM248 71V70H247ZM2 72H1V75H2ZM15 72V71H14ZM17 72V71H16ZM39 72H40V70H39ZM42 72V71H41ZM40 72V74H42ZM48 72V71H47ZM47 72H45V73H47ZM50 72V71H49ZM68 72H70L69 70H68ZM73 72H74V70H73ZM87 72V73H88ZM121 72H120V74H121ZM18 73V72H17ZM21 73V72H20ZM24 73V72H23ZM54 73V72H53ZM55 73V74H56ZM79 73V72H78ZM237 73V72H236ZM8 74V75H9ZM12 74V73H11ZM39 74V73H38ZM52 74V73H51ZM68 75H69V73H67ZM67 74H66V76H67ZM82 74H84L83 72H82ZM117 74H119V73H117ZM116 74V75H117ZM123 74V73H122ZM7 75V74H6ZM19 75L20 74H18L17 75V77H19ZM22 75V74H21ZM25 75V74H24ZM34 75V74H33ZM43 75V74H42ZM49 75V77H50V73H48L47 74V76ZM76 75V74H75ZM5 76V75H4ZM13 76V75H12ZM30 76H32V75H30ZM44 76V75H43ZM47 76H45V77H47ZM122 76V75H121ZM140 76V75H139ZM142 76V75H141ZM9 77V76H8ZM24 77V76H23ZM25 77H26V75H25ZM28 77V76H27ZM38 77H39V75H38ZM38 77H37V79H38ZM51 77H53V76H51ZM120 77V76H119ZM124 77V76H123ZM6 78V77H5ZM20 78V77H19ZM42 77L40 76V78L39 79H41ZM48 78V77H47ZM108 79V80H105V79ZM115 78V77H114ZM113 78V79H114ZM7 79V78H6ZM16 79V78H15ZM15 79H14V81H15ZM21 79H23V78H20V80ZM43 79V78H42ZM53 79H51L52 81H53ZM118 79V78H117ZM116 79V80H117ZM122 79V78H121ZM13 80V79H12ZM26 80V79H25ZM24 80V84H26V81ZM49 80H50V78H49ZM49 80H47V82L46 83H49L50 81ZM115 80V79H114ZM118 80H120V78L118 79ZM192 80V81H191ZM34 81V80H33ZM45 79H44V82L43 83H41V84H44L45 85ZM121 82H123V86H124V80L122 81V80H120ZM127 81V80H126ZM141 81V80H140ZM17 82V81H16ZM20 82V81H19ZM18 82V83H19ZM21 82H22V80H21ZM30 82V81H29ZM39 82V81H38ZM41 82V81H40ZM57 82H61L60 83V85H58L57 84ZM117 82V81H116ZM35 83V82H34ZM33 83V84H34ZM52 83V82H51ZM51 83H50V85H51ZM118 83V82H117ZM173 83V82H172ZM19 84H21V83H19ZM18 84V85H19ZM23 83L21 84V86H23L24 85ZM40 84V85H41ZM5 85V84H4ZM17 85V84H16ZM27 85V84H26ZM38 85V84H37ZM44 85H41V86H44ZM56 85H55V87H56ZM111 85V86H110ZM7 86V85H6ZM25 86V85H24ZM33 86V85H32ZM114 86V87H113ZM34 87V86H33ZM47 87V84H46V86H45V88ZM51 87V86H50ZM52 87H54V86H52ZM58 87V88H59ZM127 87V86H126ZM145 87V88H144ZM161 87V86H160ZM174 87V86H173ZM7 88H8V86L6 87V90H7ZM21 89H22V87H20ZM38 88H39V85H38ZM44 88V89H45ZM175 88V87H174ZM21 89H17L18 91L19 90H21ZM24 89V88H23ZM41 89V88H40ZM39 89V90H40ZM48 89V88H47ZM53 89V88H52ZM51 89V90H52ZM128 89V88H127ZM10 90V89H9ZM8 90V91H9ZM14 91H15V89H13ZM27 90V89H26ZM25 90V91H26ZM33 90V89H32ZM42 90H43V87H42ZM49 90V89H48ZM47 90V92H50V90L48 91ZM56 90V89H55ZM29 91V90H28ZM36 91V93H37V90H35ZM59 91V92H60ZM160 91V90H159ZM163 91V90H162ZM172 91V92H173ZM12 90H11V94H12ZM20 92V91H19ZM43 91H41L40 93H42ZM46 92V91H45ZM55 92V91H54ZM53 92V93H54ZM57 93H58V91H56ZM13 93H15V92H13ZM18 93V92H17ZM34 93V92H33ZM35 93V94H36ZM39 93V92H38ZM44 93V92H43ZM42 93V94H43ZM52 93V92H51ZM64 93V92H63ZM162 93V92H161ZM10 94V96L12 97V95ZM25 94V93H24ZM30 93L28 92L27 93V95H29ZM32 94V93H31ZM45 94V93H44ZM48 94V93H47ZM55 95H56V93H54ZM158 94H159V96H158ZM170 94V93H169ZM173 94H174V92H173ZM26 95V94H25ZM25 95H23V96H25ZM33 95V94H32ZM37 95V94H36ZM39 95V94H38ZM51 95V94H50ZM49 95V96H50ZM60 95H62V93L60 94ZM64 95V94H63ZM41 95H39V97H40ZM44 96V95H43ZM43 96H42V98H43ZM65 96V95H64ZM66 96H68V95H66ZM65 96V97H66ZM13 97H15V96H13ZM27 97V96H26ZM25 97V98H26ZM34 97V96H33ZM36 97V96H35ZM54 97V96H53ZM58 97V99H59V96H57ZM134 97H135V99H134ZM139 97V96H138ZM28 98H30V97H28ZM46 98H47V96H46ZM49 98V97H48ZM51 98V97H50ZM54 98H56V97H54ZM54 98H52L53 100H54ZM86 98H88V100L86 101ZM27 99V98H26ZM32 99V98H31ZM45 99V98H44ZM92 99V98H91ZM138 99V98H137ZM196 99H197V101H196ZM237 99V98H236ZM28 100V99H27ZM46 100V99H45ZM48 100V99H47ZM61 100V99H60ZM63 100V99H62ZM68 100H69V98H68ZM139 100V99H138ZM31 101H33V100H31ZM30 101V102H31ZM39 101H40V99H39ZM50 101V100H49ZM83 101V102H82ZM91 101V100H90ZM89 101V102H90ZM37 102V101H36ZM46 102V101H45ZM45 102L43 103L42 102V100H41V103H43V106H44V104H45ZM92 102H93V100H92ZM93 102V103H94ZM183 102H186L187 103V105L189 106L190 105V108L189 109H183V106L181 105V103H183ZM34 103V102H33ZM32 103V104H33ZM38 103V102H37ZM70 103L72 104V105H70ZM76 103H78V104H80V106L79 107H76L75 105H76ZM199 103H197L198 105H199ZM237 103H238V101H237ZM236 103V104H237ZM39 104V103H38ZM52 104V103H51ZM50 104V105H51ZM94 104H96V103H94ZM99 104V103H98ZM109 104V103H108ZM195 104V105H194ZM222 104V103H221ZM236 104H235V106H236ZM241 104V103H240ZM244 104V103H243ZM29 104H27V106H28ZM31 105V104H30ZM49 105V104H48ZM90 105H91V103H90ZM101 104H99V106H100ZM215 105V104H214ZM239 105V104H238ZM25 106V105H24ZM27 106H25V107H27ZM32 106V105H31ZM37 106V105H36ZM47 106V105H46ZM46 106H44V107H46ZM111 106L112 105H110L109 104V107L111 108ZM141 106H140V108H141ZM181 106H182V109H181ZM205 106V105H204ZM240 106H242V104L240 105ZM34 107H35V105H34ZM89 107V109H90V106H88ZM104 107H106V106H104ZM231 107H232V105L230 106V109H231ZM237 107V106H236ZM101 108H103V107H101ZM145 108V107H144ZM207 108V107H206ZM238 108H239V106H238ZM88 109V110H89ZM98 109V108H97ZM181 109V110H180ZM240 109H241V107H240ZM41 110V109H40ZM44 110V109H43ZM96 110V109H95ZM103 110V109H102ZM142 110H143V108H142ZM153 110V111H152ZM201 110V109H200ZM81 111H82V107H81ZM80 111V112H81ZM241 111V110H240ZM243 111V110H242ZM249 111V110H248ZM88 112V111H87ZM92 112V111H91ZM98 112H99V110H98ZM105 112H107V111H105ZM121 112V113H122ZM35 113V112H34ZM42 113V112H41ZM95 113V112H94ZM94 113L92 114L94 117H95V115H94ZM112 113V112H111ZM120 113V114H121ZM138 113V112H137ZM39 114H40V112H39ZM44 114V113H43ZM87 114H89V112L87 113ZM86 114V115H87ZM102 114V113H101ZM120 114H119V116H120ZM203 114V113H202ZM239 114H241L242 115V113L241 112H239ZM260 114V112H258L257 114H253V115H255V116H258ZM46 115V114H45ZM82 115V114H81ZM115 115H116V113H115ZM114 115V116H115ZM145 115V114H144ZM145 115V116H146ZM263 115H264V111H263ZM84 116L85 115H83L82 117H83V119H85L84 118ZM88 116V115H87ZM90 117H91V115H89ZM113 116V117H114ZM118 116V115H117ZM170 116V117H171ZM194 116V117H193ZM199 116H202V117H204L203 119H202V117H199ZM260 116V115H259ZM45 117V116H44ZM89 117V118H90ZM112 117V118H113ZM78 118H80L81 119V117H80V115L78 116ZM88 117H86V119H87ZM118 118V117H117ZM125 117H123V116H120L118 119H116L117 121L119 120V123L120 124H122L123 122L122 121H124L125 119H124ZM172 118H170L169 119V117H168V120L170 121V122H172L173 120H172ZM239 118V117H238ZM91 119H93V118H90V120ZM115 119V118H114ZM130 119V118H129ZM128 119V120H129ZM141 119V120H142ZM82 120V119H81ZM111 120H113V119H111ZM132 120L133 119H131L130 120V122H132ZM167 120V121H168ZM85 121V120H84ZM121 121V122H120ZM86 122H88V121H86ZM128 122V121H127ZM126 122V123H127ZM160 122H162V121H160ZM165 122V121H164ZM225 122V123H224ZM89 123V122H88ZM129 123V122H128ZM188 123H190L189 125H188ZM110 124V123H109ZM119 124V125H120ZM164 124V123H163ZM162 124V125H163ZM223 124H228L227 126L229 127V126H232V127H237L238 129H239V131H236L237 133L236 134H241V136H240V138H239V140H243V142L242 141H238V145H232V144H230L229 142L224 146V144L222 145V146H224V147H222L223 149L222 150H220V152L221 153H218V154H213L214 153V150H212L213 152H211L212 154L211 155H209V153H206V154H204V152L202 153V151L203 150H205L206 149V147L204 146V143L206 142L207 143V141L209 142V140H214V139H207V137L208 136H205L206 134H204L203 133V131L202 130H205L206 129V127L207 126H210L209 127V129H212V132L211 133H217L218 131V129H220V127L223 125ZM244 124V125H243ZM110 125H112V124H110ZM117 125V124H116ZM118 125V126H119ZM132 125V124H131ZM130 125V126H131ZM149 125V124H148ZM159 125V124H158ZM186 125V126H185ZM242 125V126H241ZM118 126H115V127H118ZM121 126H123V125H121ZM167 126V125H166ZM185 126V127H184ZM49 127V126H48ZM103 127V126H102ZM113 127V126H112ZM111 127V128H112ZM115 127H113L114 129H116ZM128 126H126V128H127ZM159 127H160V125H159ZM226 127V126H225ZM47 128V127H46ZM132 128V127H131ZM157 128V127H156ZM167 127H165L164 126V129H166ZM171 128V127H170ZM174 128V127H173ZM187 128V129H188ZM51 129V128H50ZM113 129V130H114ZM123 129H125V128H123ZM152 129V128H151ZM162 129V128H161ZM163 129V130H164ZM112 130V129H111ZM117 130H118V128H117ZM128 130V129H127ZM139 130V132H136V131H138ZM153 130V129H152ZM172 130H174V129H172ZM176 130H174V131H176ZM192 130V129H191ZM65 131V130H64ZM97 131V130H96ZM99 131V130H98ZM97 131V132H98ZM110 131V130H109ZM120 131V130H119ZM131 131V132H132ZM151 131V130H150ZM201 131H202V133H201ZM58 132H60V131H58ZM66 132V131H65ZM118 132V131H117ZM117 132H116V134H117ZM121 132V131H120ZM123 132H126V131H124L123 130ZM153 132H154V130H153ZM170 132H172L171 131V129H168L167 130V132H164L163 131V133L165 134H171ZM209 132H210V130H209ZM254 132H257V134L259 133V136H261V135H263L261 138L262 139H258V140H256V142H254L253 141V139H252V137H253V133ZM22 133H24V132H22ZM122 133V132H121ZM127 133V132H126ZM155 134H157V133H161V131H156V132H154ZM153 133V134H154ZM162 133V134H163ZM206 133V132H205ZM28 134V133H27ZM26 134V135H27ZM66 134V133H65ZM97 134V133H96ZM104 134V133H103ZM114 134H115V132H114ZM115 134V135H116ZM128 134H129V132H128ZM154 134V135H155ZM173 134V133H172ZM171 134V135H172ZM236 134H235V136H236ZM19 135H22V134H19ZM25 135V136H26ZM121 135V134H120ZM123 135H125V133H123ZM178 135V136H179ZM207 135H208V133H207ZM234 135V134H233ZM104 136V135H103ZM107 136V135H106ZM119 136V134L116 136V137H118ZM122 136V135H121ZM120 136V137H121ZM128 136V135H127ZM157 136V135H156ZM162 136V135H161ZM181 136V135H180ZM125 137V136H124ZM154 137V136H153ZM216 137H218V136H216ZM23 138V137H22ZM109 138V137H108ZM112 138V137H111ZM130 138V137H129ZM157 138H158V136H157ZM164 138H166V139H164ZM172 138H174V136H172ZM110 139V138H109ZM120 138L118 137V140H119ZM122 139V138H121ZM138 139V140H137ZM174 139H176V138H174ZM178 139V138H177ZM204 139H206L205 141H204ZM218 139H220V138H218ZM222 139V138H221ZM99 140V143H102V145H104L103 144V142L101 141L100 142V138L98 139H96V141H98ZM107 139H105V141H106ZM122 140H128V139H122ZM121 140V142L120 143H123L124 144V141H122ZM120 141V140H119ZM118 141V142H119ZM131 141V140H130ZM132 141V142H133ZM153 141V140H152ZM151 141V142H152ZM25 142V141H24ZM117 142V141H116ZM117 142V143H118ZM133 142V143H134ZM191 142H193L194 144H190ZM31 143V142H30ZM64 143V142H63ZM78 142L77 141H75V144H77ZM106 143V142H105ZM132 143V144H133ZM138 143V142H137ZM220 143V142H219ZM27 144H28V142H27ZM119 144V143H118ZM130 143H129V140H128V145H129ZM139 144V143H138ZM217 144V143H216ZM61 145V144H60ZM98 145V144H97ZM113 145V144H112ZM115 145V144H114ZM122 145V144H121ZM127 145V149L129 150V148L128 147H132V146H128ZM211 145V144H210ZM213 145H215V144H213ZM220 145V144H219ZM75 146V145H74ZM77 146V145H76ZM91 146V145H90ZM117 146H119V145H117ZM113 147V146H112ZM115 147V146H114ZM208 147V146H207ZM218 147H220V146H216V148H218ZM57 148V147H56ZM60 150L58 151V150H56L55 151V149H54V151L52 152V153H50V155H49V157H48V160H49V162H50V160L51 161H53V163H57V162H61L60 160H62V158H66L67 156L66 155H70V157H69V160L71 161V159L73 158V156H74V151H73V147L72 146H70V145H62V146H60ZM125 148V149H126ZM215 148V147H214ZM214 148H212V149H214ZM108 149H109V147H108ZM125 149H124V151H125ZM127 149H126V151H127ZM138 149L139 150H141L142 152V154H144L145 156H144V158H142V159H136V161H134V157H135V154H136V152L138 151ZM207 150V149H206ZM211 150V149H210ZM109 151V150H108ZM108 151H107V154H108ZM124 151H123V153H124ZM104 152V150H100V151H98V153H97V156L94 158V159H97V158H100V160H103V161H105V159H103L101 156H100V154L99 153H103ZM120 152H122L121 150L119 151V153ZM139 152V151H138ZM208 152H209V150H208ZM62 153H64V154H62ZM105 153V152H104ZM127 153V152H126ZM23 154V153H22ZM96 154V153H95ZM113 154V153H112ZM140 154V153H139ZM138 154V155H139ZM26 155V154H25ZM31 155V154H30ZM99 155V156H98ZM16 156V155H15ZM14 155H10V157H15ZM24 156V155H23ZM108 156V155H107ZM110 156H111V153H110ZM110 156H109V158H110ZM141 156V155H140ZM143 156V155H142ZM29 157V156H28ZM94 157V156H93ZM114 157V156H113ZM116 157V156H115ZM120 157H121V155H120ZM120 157H118L117 159L119 160V158ZM251 157H254V160L253 161H251L250 160V158ZM11 158V159H12ZM16 158H18V157H16ZM27 158V157H26ZM106 158H108V157H106ZM124 158V157H123ZM201 158V159H200ZM111 159H113V158H111ZM121 159H122V157H121ZM4 160V159H3ZM29 159H27V161H28ZM37 160H38V158H37ZM40 160V159H39ZM43 160V159H42ZM82 160V159H81ZM89 160H91V159H89ZM116 160V159H115ZM30 161V160H29ZM107 161V160H106ZM114 161V160H113ZM134 161V162H133ZM110 162V161H109ZM116 162H118V161H116ZM124 161H122V163H123ZM23 163V162H22ZM64 163V162H63ZM63 163H61V164H59V166H61V168L63 167V177L65 176L66 178H70L71 176H73L74 175V171H75V173H76V169H75V167L74 166H72L71 167V165H69V163H67V162H65V164H63ZM79 164H81L82 163V161L81 162H78ZM77 163V164H78ZM193 163H195L196 165V168L194 169V168H192V164ZM102 164L103 163H99V165H96L97 167L96 168H94V166H93V168H91L92 170V172H93V177L92 178H95V176L97 177V175L100 173V170H103L102 169ZM116 164V163H115ZM49 165V164H48ZM58 165V164H57ZM112 165V164H111ZM244 165H246V166H244ZM124 166H125V164H124ZM129 166V165H128ZM58 167V166H57ZM115 167V166H114ZM177 168V167H179L180 169H178L179 170V172H178V175H177V170H175L174 168ZM1 168V167H0ZM77 168V167H76ZM84 168V167H83ZM103 168H104V166H103ZM155 168V167H154ZM153 168V169H154ZM169 168V169H168ZM60 169V168H59ZM59 169H56V171L57 170H59ZM78 169V168H77ZM82 169V168H81ZM86 169H88V168H86ZM90 169V168H89ZM108 169V168H107ZM34 170V169H33ZM32 170V171H33ZM106 170V169H105ZM117 170V169H116ZM127 170V169H126ZM125 170V171H126ZM183 170H185V171H183ZM55 171V170H54ZM55 171V172H56ZM60 171V170H59ZM77 171H79V170H77ZM84 171H86V170H83V172L82 173H80L79 175H77V174H75L74 176H76L77 177V180H79L80 178H82L85 174H86V172H84ZM88 171V170H87ZM114 171V170H113ZM39 172V171H38ZM99 172V173H98ZM122 172H124L123 170H122ZM131 172V173H132ZM184 172V173H183ZM69 173V174H68ZM91 173V172H90ZM98 173V174H97ZM103 173V172H102ZM109 173H111L110 172V170H109ZM126 173V172H125ZM124 173V174H125ZM128 173V172H127ZM127 173L125 174V176L127 175ZM221 173V174H220ZM28 174H29V172H28ZM31 174V173H30ZM29 174V175H30ZM88 174V173H87ZM112 174H113V172H112ZM123 174V173H122ZM7 175V174H6ZM33 176H34V173L32 174ZM31 175V176H32ZM101 175V174H100ZM28 176V175H27ZM108 176V175H107ZM125 176H123V177H125ZM223 178H222V177ZM224 176H225V178H224ZM35 177V176H34ZM33 177V178H34ZM87 177H89V176H87ZM86 177V179H88ZM102 177H104L103 175H102ZM101 177V178H102ZM111 177V176H110ZM28 178V177H27ZM26 178V179H27ZM106 178V177H105ZM112 178V177H111ZM121 178H122V176H121ZM127 178V177H126ZM1 179H2V177H1ZM30 179V178H29ZM97 179V178H96ZM95 179V180H96ZM104 179V178H103ZM100 179L101 181H102V183H103V181L104 180H106V179ZM113 179V178H112ZM117 179V178H116ZM33 180V179H32ZM63 179H61V181H62ZM76 180V181H77ZM81 180V179H80ZM93 180V179H92ZM118 180V179H117ZM166 180V182L168 181V184L166 183V182H164ZM225 180V181H224ZM88 181H90V179H88ZM107 182H108V180H106ZM106 181H105V184H107L106 183ZM116 180H114V182H115ZM25 182V181H24ZM58 182H60V180L58 181ZM57 182V183H58ZM64 182V181H63ZM95 182H100L98 179L95 181ZM111 182H113V180L111 181ZM110 182V183H111ZM122 182H123V180H122ZM102 183H100V185H97V184H95V185H97V186H95L93 183H91L92 185H90L89 187H87L88 189H84L83 187H82V184H81V186H79V189H81V188H83L81 191H82V193H83V195H82V198H81V196H80V200H81V202H80V204H78L77 202V196L75 197V193L76 192H78V191H76V190H74L75 191V193L74 192H72V193H74L75 195H70V193H69V191H68V193L67 194H65L64 196H60L58 199H52V201H50L49 203H48V205H44L45 207V211H43L42 213H43V215H41V219L43 220V221H41L40 219V221H41V223L39 222V220L38 221H36V223H35V220H34V223H35V225L33 226L32 225V230H33V232H38V231H40L39 229H41V228H43L44 230L46 229L47 230V232L49 233V234H53V235H55V234H57L58 233V231L60 232V231H62V230H60V229H62L63 227L64 228H66L65 226H67V225H71V226H68L67 228H69L70 230H68V232L69 231H71V230H73L74 232H75V229H76V225L79 223L78 222V219H79V221L81 220V216L83 215V213H85V210H89V209H91V208H93L94 207V204H95V201H91V199H90V197H91V195H90V193L94 190V189H100V188H103V186H102ZM117 183V182H116ZM163 183H166L167 185H165L164 186V188H163ZM254 183V182H253ZM84 184H87V183H84ZM134 184V185H133ZM58 185H60V183L58 184ZM61 185H63L64 186V184L62 183ZM113 185V184H112ZM112 185H111V187H112ZM115 185V184H114ZM113 185V186H114ZM139 185V184H138ZM102 186V187H101ZM109 186V185H108ZM146 186V187H147ZM167 186V187H166ZM20 187V186H19ZM50 187H51V185H50ZM110 187V186H109ZM111 187H110V189H111ZM145 187V188H146ZM57 187L55 186V189H56ZM59 188V187H58ZM72 188H73V186H72ZM78 188V187H77ZM108 188V187H107ZM106 188V189H107ZM114 188V187H113ZM115 188V189H116ZM127 188V187H126ZM16 189V188H15ZM26 189V188H25ZM59 189H62V188H59ZM71 189V188H70ZM69 189V190H70ZM78 189V190H79ZM105 189V188H104ZM109 189V188H108ZM71 190H73V189H71ZM70 190V191H71ZM101 190V189H100ZM99 190V191H100ZM146 190V189H145ZM144 188L143 189H139L138 188V197L136 198V199H140V197L139 196H141L142 197V194L144 193ZM44 191V190H43ZM43 191H41V193L43 192ZM59 191V190H58ZM80 191V190H79ZM95 191V190H94ZM102 191V190H101ZM106 191V190H105ZM113 191V190H112ZM149 191H150V189H149ZM34 192V191H33ZM46 192V191H45ZM52 192H54V191H52ZM61 192V191H60ZM103 192V191H102ZM109 192V191H108ZM214 192V191H213ZM59 193V192H58ZM93 193V192H92ZM103 193H105V192H103ZM111 193H113V192H111ZM209 193H207L206 194V196L209 194ZM211 193H212V191H211ZM0 194H1V192H0ZM81 194V193H80ZM114 194H115V192H114ZM214 194V193H213ZM21 195V194H20ZM89 195H90V197H89ZM110 196H111V194H109ZM108 195V196H109ZM146 195V194H145ZM210 195V194H209ZM208 195V196H209ZM212 195V194H211ZM3 196V195H2ZM92 196H93V194H92ZM95 196H96V192H95ZM98 196V195H97ZM107 196V195H106ZM119 196V197H120ZM205 196V195H204ZM207 196V197H208ZM7 197V196H6ZM50 197V196H49ZM94 197V196H93ZM132 197V196H131ZM26 198V197H25ZM31 198H34V197H31ZM37 198V197H36ZM51 198V197H50ZM49 198V199H50ZM56 198V197H55ZM144 198V197H143ZM205 199H206V197H204ZM20 199V198H19ZM47 199H48V197H47ZM49 199L47 200V202L49 201ZM128 199V198H127ZM135 199V198H134ZM133 199V200H134ZM212 199V198H211ZM243 199V200H242ZM10 200V199H9ZM30 200V199H29ZM32 200V199H31ZM93 200H97V199H93ZM132 200V199H131ZM130 199L128 200V201H125L126 203H125V205L127 206V204H129V203H131L132 204V202H130L131 201ZM202 200V199H201ZM44 201H46V200H43V203H46V202H44ZM65 201V202H64ZM139 201V200H138ZM143 201H145V200H143ZM210 201V200H209ZM12 202V201H11ZM30 202H32V201H30ZM94 202V203H93ZM97 202V201H96ZM202 202V201H201ZM20 203V202H19ZM38 203V202H37ZM64 204V207L62 208V205H60V204ZM143 203V202H142ZM211 203H214V202H211ZM210 203V204H211ZM219 203V204H218ZM17 204V203H16ZM42 204V203H41ZM41 204H40V208L38 207V212H39V209H41ZM108 204V203H107ZM117 204V203H116ZM134 204V203H133ZM136 204V203H135ZM134 204V205H135ZM139 205H140V203H138ZM138 204H136V205H138ZM25 205V204H24ZM39 205V204H38ZM115 205V204H114ZM120 205V204H119ZM123 206V207H125L126 208V206ZM203 205V204H202ZM7 206V205H6ZM11 206V205H10ZM23 206V205H22ZM33 206V205H32ZM43 206V205H42ZM59 206H61V208L62 209H59L60 207ZM80 206V207H79ZM204 206V205H203ZM215 206V205H214ZM221 206V205H220ZM242 206V205H241ZM11 207H13V205L11 206ZM36 207V208H37ZM74 207H75V209L76 208H79L77 211H79V215H78V212L75 210H73L74 209ZM95 207H96V204H95ZM94 207V208H95ZM107 207V206H106ZM128 207V206H127ZM139 207V206H138ZM211 207V206H210ZM209 207V209H211ZM215 207V208H216ZM93 208V209H94ZM130 208V207H129ZM128 208V209H129ZM10 209V208H9ZM59 209V210H58ZM123 209V208H122ZM131 209V208H130ZM134 209V206H133V208L131 209V210H133ZM136 209V208H135ZM208 209V210H209ZM213 210H214V208H212ZM219 209V208H218ZM5 210V209H4ZM7 210V209H6ZM11 210V209H10ZM112 210V209H111ZM115 210V209H114ZM113 210V211H114ZM125 210V209H124ZM124 210L123 211H121V212H124ZM212 210V211H213ZM20 211V210H19ZM34 211V210H33ZM65 211V212H64ZM86 211V212H87ZM91 211V210H90ZM89 211V212H90ZM211 211V210H210ZM209 211V213H206L207 215L208 214H210L211 212ZM231 211V210H230ZM233 211V210H232ZM12 212V211H11ZM37 212V211H36ZM58 212H59V215L57 216V214H58ZM64 212V213H63ZM81 212V213H80ZM208 212V211H207ZM262 212H264V210H262ZM35 213V212H34ZM57 213V214H56ZM88 213V212H87ZM125 213V212H124ZM204 213H205V210H204ZM203 213V214H204ZM213 213V212H212ZM215 214H216V212H214ZM230 213V212H229ZM25 214H27L26 213V211H25ZM24 214V215H25ZM32 214V213H31ZM37 214V213H36ZM89 214V213H88ZM94 214V213H93ZM110 214V213H109ZM109 214H106V215H108L109 216ZM126 214V213H125ZM13 215H15V214H13ZM23 215V214H22ZM34 215V214H33ZM61 215L64 217V220H69V221H66V223L63 225V224H61L60 225V221H61ZM112 215V214H111ZM121 215V214H120ZM135 215H137V217H135ZM206 215V216H207ZM247 213H245V214H243V216H242V218H240V220L241 219H245V218H247ZM26 216V215H25ZM36 216V215H35ZM126 216V215H125ZM204 216V215H203ZM24 217V216H23ZM38 217V216H37ZM97 217H98V215H97ZM96 217V219H98ZM103 217V216H102ZM152 217H153V220H154V218L155 219H157V222L154 224V225H152ZM201 217H202V215H201ZM238 214H236V216H234V218H232V220H229L230 221V223L231 222H233V221H235V220H237L238 218ZM21 218V217H20ZM33 219H34V217H32ZM31 218V219H32ZM61 218V219H60ZM83 219H84V217H82ZM89 218V217H88ZM104 218V217H103ZM121 218V217H120ZM123 218V217H122ZM121 218V219H122ZM202 218H204V217H202ZM207 218V217H206ZM206 218H204V219H206ZM22 219H24V218H22ZM28 219V218H27ZM90 219H92V218H90ZM143 219V220H142ZM231 219V218H230ZM249 219V218H248ZM70 220H72V221H70ZM93 220H92V222H93ZM199 220V219H198ZM201 220V219H200ZM199 220V221H200ZM217 219H215V221H216ZM63 221V220H62ZM89 221V220H88ZM87 221V222H88ZM91 221V220H90ZM104 221V220H103ZM121 221V220H120ZM151 221V222H150ZM199 221L197 222V223H199ZM202 221V220H201ZM15 222V221H14ZM98 222H99V219H98ZM142 222H144V223H142ZM154 222V221H153ZM184 222H186V223H184ZM196 222V221H195ZM59 223V224H58ZM86 223V222H85ZM101 223V222H100ZM114 223H116L115 224V226H112ZM189 223H191V222H189ZM194 223V222H193ZM196 223V225H193V227L194 226H196V228L199 226V224H197ZM200 223H204V222H200ZM217 223H215L216 225H219V224H217ZM73 224H74V226H73ZM83 224V223H82ZM87 224V223H86ZM85 224V225H86ZM94 224V223H93ZM129 224V223H128ZM140 224H142V225H140ZM143 224H144V226H143ZM192 224V223H191ZM190 224V225H191ZM229 224V223H228ZM3 225V224H2ZM15 225V224H14ZM28 225V224H27ZM135 225L137 226V227H142V229L139 231V232H137V227H136V229H135ZM140 225V226H139ZM28 226H30V225H28ZM27 226V227H28ZM127 226H129V225H127ZM226 226H230V225H226ZM88 227V226H87ZM179 227H180V225H179ZM225 227V228H224ZM63 228V229H64ZM84 228H85V226H84ZM130 228V227H129ZM129 228H128V230H129ZM183 228H185V227H183ZM182 228V229H183ZM205 228H207V227H205ZM258 228V227H257ZM30 229V228H29ZM43 229H41V230H43ZM177 229V230H176ZM189 229H190V227H189ZM195 229V227L193 228V230ZM198 229V228H197ZM196 229V230H197ZM1 230V229H0ZM26 230L28 231V232H30L27 228H26ZM65 230V229H64ZM88 230V229H87ZM196 230H194V231H196ZM89 231V230H88ZM87 231V232H88ZM181 231V230H180ZM213 231V230H212ZM258 231H260V232H258ZM1 232V231H0ZM12 232V231H11ZM41 232H43V231H41ZM40 232V233H41ZM72 232V231H71ZM70 232V233H71ZM77 232V231H76ZM86 232V233H87ZM134 232H136V233H134ZM168 232V233H169ZM12 233H14V232H12ZM20 233H22V232H20ZM66 233V232H65ZM100 233H102V235H100ZM157 233H159V232H157ZM157 233H156V235H157ZM169 233V234H170ZM192 233V232H191ZM190 232L189 233H187V231H184V229L182 230V232L180 233L181 234V238H179V239H184V237L185 238H188V240L189 239H192L191 238V234ZM211 233V232H210ZM15 234V233H14ZM19 234V233H18ZM33 234V233H32ZM59 234V233H58ZM64 234V233H63ZM185 234H186V236H185ZM41 235V234H40ZM155 235V234H154ZM176 236H180L179 235V232H178V234H175ZM22 236V235H21ZM35 236V235H34ZM56 236V235H55ZM59 236V235H58ZM122 236V235H121ZM124 236V235H123ZM161 236V235H160ZM168 236V235H167ZM167 236H164V237H167ZM176 236H175V238H176ZM33 237V236H32ZM51 237V236H50ZM133 237V239H131ZM155 237V236H154ZM154 237H152L153 239H155ZM163 237V238H164ZM224 236H222V237H220V239H222ZM11 238V237H10ZM114 238V239H113ZM8 239V238H7ZM19 239V238H18ZM24 239H26L25 237H24ZM77 239V238H76ZM79 239H78V242H79ZM124 239H126V242H124ZM158 239H162V238H160V237H158ZM171 239H173V238H171ZM170 239V240H171ZM219 239V240H220ZM15 240V239H14ZM20 240V239H19ZM194 240V239H193ZM7 241V240H6ZM8 241H10V240H8ZM150 241V240H149ZM181 241H183V240H181ZM190 241V240H189ZM3 242V241H2ZM4 242H5V240H4ZM13 242V241H12ZM90 242V244H88ZM112 242H114L113 244H112ZM152 242V241H151ZM150 242V243H151ZM155 242H157V241H155ZM154 242V243H155ZM159 242V241H158ZM170 242V241H169ZM191 242V241H190ZM202 242V245L203 246H200V243ZM204 242V243H203ZM20 243V242H19ZM30 243V242H29ZM123 243H126V247H127V250L129 251V252H125L126 250V248H122V244ZM159 243H161V241L159 242ZM173 243V242H172ZM1 244V243H0ZM32 244V243H31ZM19 245V244H18ZM80 245H81V243H80ZM103 246V247H104ZM178 246V247H177ZM206 246H208V247H210V248H212V249H208L207 251H205L204 249L205 248H207ZM36 247V246H35ZM38 247V246H37ZM62 247V246H61ZM153 247V248H152ZM198 247V248H199ZM31 248H32V246H31ZM63 248V247H62ZM149 248H151V250L149 249ZM166 248V249H165ZM184 248H185V250H184ZM214 248V249H213ZM16 249V248H15ZM34 249H36V248H34ZM64 249V248H63ZM159 249V251H157ZM160 249H162V250H160ZM24 250V249H23ZM60 250V249H59ZM32 251V250H31ZM31 251H30V254H31ZM58 251V250H57ZM56 251V252H57ZM205 251V252H204ZM3 252V251H2ZM1 252V253H2ZM6 252V251H5ZM4 252V253H5ZM79 252V253H78ZM110 252V251H109ZM161 252V253H160ZM23 253V252H22ZM28 253V252H27ZM40 253H42V252H40ZM68 253V252H67ZM70 253V252H69ZM101 253V252H100ZM100 253H98V254H100ZM105 253V252H104ZM160 253V254H159ZM85 254V255H86ZM20 255V254H19ZM26 255V254H25ZM58 255V254H57ZM65 255V254H64ZM63 255V256H64ZM68 255V254H67ZM70 255V254H69ZM68 255V256H69ZM96 255V256H95ZM16 256V255H15ZM27 256V255H26ZM25 256V257H26ZM30 257H32L33 258V260H35L36 259V261L38 260V256L39 255H37L36 253L35 254H33V255H29ZM41 256V255H40ZM39 256V257H40ZM24 255L21 257L22 259H21V262L22 263H24L25 262V260H24V262L22 261L24 258ZM30 257H29V259H30ZM65 257V256H64ZM32 258H31V260H32ZM66 258V257H65ZM69 258H72L71 256H69ZM98 258V257H97ZM12 259V258H11ZM26 259V258H25ZM1 260V259H0ZM4 260V259H3ZM7 260V259H6ZM17 260H19V259H17ZM27 260V259H26ZM2 261V260H1ZM12 261V260H11ZM14 261H15V259H14ZM28 261V260H27ZM13 262V261H12ZM19 262V261H18ZM17 262V263H18ZM32 262H35V261H32ZM31 262V263H32ZM38 262V261H37ZM8 263V262H7ZM5 264V263H4ZM14 264H15V262H14ZM20 264V263H19ZM25 264V263H24ZM28 264H29V262H28ZM33 264V263H32ZM94 264V263H93Z\"/></svg>",
  "mask_w": 264,
  "mask_h": 264
}]
</instances>
